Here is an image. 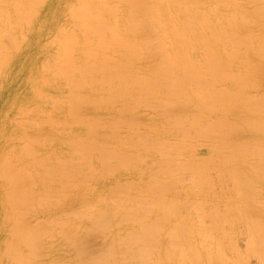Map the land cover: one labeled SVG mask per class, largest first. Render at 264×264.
<instances>
[{
  "label": "rangeland",
  "instance_id": "obj_1",
  "mask_svg": "<svg viewBox=\"0 0 264 264\" xmlns=\"http://www.w3.org/2000/svg\"><path fill=\"white\" fill-rule=\"evenodd\" d=\"M2 1L0 0V6H1L0 11L3 13H6L5 12L6 7H7V9H10V4H9L10 1L6 0V4L1 5V3H3ZM7 1H8V5H7ZM36 1H37L36 6H34L33 9H31V5L29 6V9L33 10L31 15L29 14V12H31V10H29L28 7H26L27 9L25 7H23V8H25L24 9L25 11L27 10L28 14H26L22 10V8L19 10L17 9L20 12L23 11L22 14L19 12L21 16L24 13L26 14L25 16H23V17L20 16L18 18H17L18 13H16V9L12 10V12L15 11L14 12L15 18L13 17L14 22L16 20H17V22L15 23L14 27H12V28L10 27L11 30L8 28L9 26L6 27V26H4V23H1L4 21L3 20L4 17H1V19H0V24H2V26L0 25V27L1 28L4 27L2 29L3 31L2 30H0V31L2 33H5V34H2L0 32L1 33L0 39H1L2 35H4V37L2 36L3 39H6V37H8V35H6V34L9 32V33H11L9 35L12 36L13 40H14L13 41L12 37H10L11 40L7 43V47H6V50L4 53L8 52L10 54V59L8 61L7 66L0 72V264H18L20 262L19 260H21V264L22 263L24 264V262H27L28 260H29L28 264H78L77 262H79V264H81L82 261H84L82 264H95L94 262H96V261L98 262V258H97L98 256L97 255L98 254L101 255L100 254L101 252L99 251L100 247H101L102 252L105 251V248H102L103 243H105L103 245L104 247L109 246V245L115 247V251L113 250L114 248L112 250L109 249L111 246L107 248L109 254H107L108 256L106 255V253H107L106 252L107 250H106L105 255L107 257H104V255H103V257H104V259L102 258L103 264H105V262H106L105 260L108 261V262H106L107 264H115L116 262H114V261H117V257H118V259L120 258L119 260L123 261V259H125V260L129 261L131 259V254H134L133 253L134 250L132 248H134V246H135L136 248H138V249L134 248L135 250L142 251V248H143L142 245H144L143 241L144 240L146 241V236H148L150 234V232L153 231V229H151L148 224L152 223L153 228H156L157 226H154V224L157 225L158 223H154V222L159 221V219H160L159 217L161 215L164 216L162 213L165 210V208L162 210L161 207H167L165 205H168V204L170 205L169 207H173L171 205L172 204L174 205L175 201L176 202L179 201V203L177 204L175 202L176 205H174V207H173L174 209L177 207V205L181 204V206H178L177 210L175 209L177 211V215L175 214L174 209H173L174 212L172 211L176 215V218H173L174 215L170 214L171 211L168 212L169 213L168 215H170L169 218H167V217L166 218L164 217V219L162 218L163 220L168 219V221H166L164 224V223H162L163 221L161 220V225L158 224V228H156L158 230H155V232H154L155 234H157L158 231L163 228V226H166L163 228L165 230L162 231L163 230L162 229L161 230L162 232L159 231V234L162 233L163 235H165V234L167 235V232L170 230L169 232H170V236H171V230L173 228L176 230L175 231L173 229L175 231L174 233L178 232L176 227H178V230H179V233H177V234H181L182 232L179 228H182L183 227L182 224L186 221L187 224H186V222L184 224H186L185 229H186V227H187V229L185 230V233H184L185 236L184 237H189V236L192 237V235L195 236L198 233H200V235H198V237H200V238L195 236L196 237V238L194 237L195 240L193 239V237H192V239L189 237L190 242H193V241L197 242V240H198V242H200V239L203 238V236H201V234L203 235V233H205V232L207 234V231L204 232L205 228L210 229V231L213 230V232H211V233H213L214 235H212V236L215 238L218 237L219 240L218 239L215 240L212 237L215 240L214 241L210 238L211 236L207 237L208 239L204 237L206 240H208V242H210V240H211V241H214V243L210 242V244H208V242L205 240L207 243L204 241L205 243L203 242V244H206L209 246L213 244V246H214L213 250H214L215 244L217 245L219 243L218 241H220L221 242L220 244L222 246H225V247H222L219 245L221 248H223V250L221 248L220 249L222 251H224V253L226 255V259L228 260V263L226 260L227 264H231L230 262L233 263L235 261L234 258H236V255L239 256V258L241 260V264H243L242 260H244V259L247 260L246 262H244V264H262V263H260L261 260L259 261V258L257 257V255L253 254L252 252H251L252 254L250 253V251H252V250L248 249L249 245L247 243H249L251 240V239H249L251 237L250 233H252V235H253L257 231L256 232L257 234H255V236L260 235L261 233L264 234V232H261L264 230V228H262V229L258 228L259 226L264 227V225L262 223H260V222L264 223V214H263L264 213V178H263L264 175H262V173H260V171H262L264 169V167H262V166H264L263 165L264 164V162H263L264 153L262 154V152H264V142H263L264 141V126H263L264 125V121H263L264 119H261L263 122L262 126L261 125L256 126V127L251 126L250 128H248V130L242 129V126H241V127H239L241 130V131H239V135L233 134L231 136L230 134H228L231 137L228 136L227 134L221 135L220 133L222 131H223L222 133H225L226 131L225 132H224V130L220 131V129L215 130V128H219V127H217V124H216V127L214 126L215 127L214 128L213 125H211L209 123V122H211L210 120H215L217 123V120H218L217 118H232V119H234L235 116L233 114H236L238 112V107L241 108L240 112L241 113L243 112V114H244V115L241 114L239 116V119L242 118V120H248L251 118V116L258 114L256 111H254L255 108H253V107L256 104L255 103L256 99L264 95V59L259 57V55L257 54V49L246 50L244 46H241L240 50H241L242 61L239 63L231 62V64H230L231 65V68H230L231 72L236 76V77H233L236 79L235 81H231V79L229 77H227L221 69H216L212 74L205 73L202 76H196L194 79L195 83H198V82L204 83L206 81V77H211V79H212L211 83L215 87L227 88V89L231 90L232 92L237 91V87L239 86V84H238L239 80H241L242 82L248 81L246 86L244 85L246 88V89H244V94L239 95V104L233 105L234 106L233 109H231V110L227 109V112L225 111L226 109H224V111H217L215 113H210V112L206 111V108H204L205 102L203 100H205L207 98V95L199 93L202 95V97H200L199 95H197L195 93L194 94H189V93L188 94H172V93L168 92V90L166 88L159 90V92L161 91V94L160 93H158L157 95L155 94L156 98H158V96L160 97L159 100H161L160 101L161 103L159 104L158 101L154 100L155 97L154 96H153L154 98L152 97L151 92L150 93L144 92L141 94L136 93L133 95L130 94V91H132L133 88L135 87V83L142 81L143 78L153 79V72H152V70H150V67L154 66V65L157 66L156 64H158V61L153 60V61H155V62H153L152 60H149V58H147V59L146 58L145 59L140 58V51L139 50H132L131 48L125 49L123 47V45H124L123 40H118L121 38H117L116 39L117 41L113 42L112 41V37H113L112 33H110L108 30L103 29V33H102L103 40H101L99 38L101 41L98 40L99 34L94 33L93 24L96 23L94 21L97 19V17L100 16L99 18L102 22V27H103V25L106 23V21L103 18L107 19V16H109V18L112 16H115V13L113 11L117 10L118 13L116 14V16L118 17V24L117 25L119 28L116 30V32L121 37L126 36L127 40L130 38L132 40V36H133L134 31H132V30L129 31L128 29H125L123 32V29L127 25V20L129 19L128 18V11H129L128 2L129 1L128 0H108L106 3L110 7V11H108L107 8L105 7V5L101 4L100 0H88L86 2V4H88L90 6L88 13H86L84 17L79 18V19H83L87 22V29H85V33H84L83 29H81L79 27L80 30L77 29L74 32V33L78 34L77 39H80V40L86 39L85 42L87 44L86 45L84 43V41L82 42L83 43L82 44V43H80L81 42L80 40H77L78 45L82 44L81 46H79L80 48H78V49H81L84 47L83 48L84 50L82 49L83 51L78 50V52H79L78 60L80 62H83L82 60H84V59H85V62L90 60V58H91L90 56L87 58L88 55L85 51H88V50L85 49V45L89 49V46H96V43L99 41L98 43H101L103 45H101V48L99 47L98 49H96L97 52H95L96 53L95 56L94 57L92 56L93 58H91V60H90L92 62V65L95 64L96 69H97L96 71H98V72L97 73L94 72V74H92V75L94 76L95 79H97V77H98L97 74H99L100 75L99 77L103 76V77H101V79L104 78L105 81H106V79L113 80V82L111 81V83L112 84L114 83V84L112 85L111 83L108 82V84H109V86H108V84H106L107 81L105 82L104 79H102V80L105 83L103 82L102 84L100 83V82H102V80L100 81L98 79H97V81H100L99 83L98 82L93 83V80H92V83H89L88 81H86L88 79H85L86 84H85V86L82 85L83 87H85V89H81L80 91H78L79 93L75 92V93H78L77 95L76 94L75 95L80 97L79 94L82 93L81 95H83V94L87 95L88 98L90 99L89 100L88 98H86V97L84 98V96L83 97L81 96L83 99L81 98L82 100L79 101V105H80V107L84 108L83 114L86 115V118H88L90 123L92 122L91 123L92 125L97 124L98 126L99 125L103 126L105 124V126L103 128H99L100 126L99 127L97 126L96 129L94 128L95 129L94 131L96 133V134H94V137L96 135V137L94 138L95 141L97 143H99L101 140L102 142H106L108 146H109V143L111 145L115 146L116 142H118L117 147L120 148L119 149L120 152L119 151H118V153L116 152L119 155H117L116 153L112 154V157H111L112 162H111V160L109 161L106 159L107 161L111 162L110 165L112 164L111 165L112 167H110V165H105V163H104L103 164V166L105 165L104 168H102L103 166L100 165L101 164L100 162L102 160L101 161L98 160V158H99L98 156H100V158H101L102 157L101 155H104L105 153L98 155L97 153L100 151V148H99V151L97 153H96V151H94L97 149L94 148L93 151L96 154L94 152H93L94 154H92L91 152L89 153V150H86V152H85L86 155H87V152L89 153V155L92 154L90 156V158H91L90 163L93 164V165L91 164L92 165L91 167L93 169L96 168L97 171L99 169H101L100 170L101 172L103 171V173L100 174L99 171L97 172L96 170H94V173L91 176H89V174L92 171L91 172L86 171V170H89L88 168L90 167V165L87 164L88 162H85L83 160L80 161V164H83L84 167L86 168V169H84V167L81 165L83 171L85 170V172L80 171L81 172L80 173L79 170H82L81 167H76V165L80 166L78 160H81V156H82V155H80L81 150L77 149V148L82 146V144L80 143L81 140L86 139L87 140V141L85 140L86 143H88V141L90 139L92 140L94 132L91 134L92 130H89V131L87 130L89 128L92 129V127H91L89 121L85 118V116L81 121L76 120L74 117L72 118L73 120L70 119L73 116L69 112L70 109L68 111V108H69L68 101L70 100L69 98H71V97L67 94L71 95V91L69 88H71L73 85L70 84L69 79L66 80L67 78L65 79V77H63L64 75L63 76L61 75V77H60L59 72L63 70V68H64L63 65H62L63 67L61 66L62 70L57 69L59 67V64H58V66H56L57 68L51 67L52 65H50L55 58L58 59V55L59 56L63 55L62 59H63V57H65L64 56L65 54H63L64 52L62 53V49L60 50L59 46L61 44V41L62 40L64 41V39L67 36V32H65V26H66L67 22H70V24H72L71 29H73L74 24L77 21L76 13L79 15L81 14L79 9H77L80 0H36ZM198 1H199V3L201 2L200 5H203L204 7L210 6L209 8L213 7V5H215V4H221V5L224 4L222 9L229 10V11L235 9L236 5H238V4L244 5L247 8H249L250 10H252L253 12L254 11L257 12V14L261 18H263V20H264V0H257V1H254V3H253V1L251 2V0H198ZM215 2H217V3H215ZM28 5H29V3H28ZM28 5L26 4L25 6H28ZM98 5L100 7H97ZM18 8H20V7H18ZM219 10H221V9L219 8ZM102 16H103V18H102ZM5 27H6V30L9 29V31H7V32L4 31ZM245 31H246V28H244L242 30V32L244 34H246ZM261 31L264 32V29H259L258 31H252V32H256V34H257V36H256V37H258V39L256 40L257 42L261 41L260 35H259ZM69 33H70V31L68 32V34ZM94 36L97 37V40H98L97 42H95L96 38ZM255 48H257V46H255ZM89 50H92V49H89ZM94 50H95V48L93 47V51ZM58 51H60L59 53H62V54H59ZM202 55H203V50H201L197 55H195V60L203 63L204 61L202 60ZM243 55L244 56L248 55L249 58L246 59L243 57ZM147 60H149V61H147ZM90 61H88L87 63L89 64ZM145 61L149 62V67H148V64H146L147 62H145ZM151 62H152V64H150ZM62 63L65 64L64 61H62ZM66 63H68V62H66ZM185 64H188V63L185 62ZM95 66H94V68H95ZM97 66L99 68H97ZM66 67H68V66H66ZM52 68H54V69H52ZM87 68H89V67H87ZM57 70H59V72ZM66 70L67 71L71 70V68L70 69H69V67H68V69L64 68V71H62V73L65 72ZM54 71H56L57 74L59 73V75L56 74L58 77L55 76ZM93 71H95V69H93ZM93 71H91V72H93ZM52 72H54V75H52L53 74ZM89 72H90V69H89ZM67 74L65 72V75H67ZM95 74H96V76H95ZM256 76H258V77L256 78ZM242 78H244V79H242ZM120 79H125V80H120ZM255 79H257V81H258V85H255V87H254L253 84L257 83V81ZM65 80L68 82V84L66 83ZM119 80H120L121 84H120V86L116 87L115 85L119 82ZM254 80H255V82H253ZM89 81H91V80H89ZM94 81H96V80H94ZM124 81H127L126 85L128 86V90H129V92L127 94L125 92L126 90L123 89V88L127 89V86L124 84L126 87H122V84L124 83ZM252 82H253V84H252ZM83 84H84V81H83ZM94 84L95 85L97 84V86H94ZM248 84H249V86H248ZM110 86H111V88L113 86L112 89H114V87H116V89H114V92L113 91L112 92L113 93L116 92L115 94L117 95V96H115V99H114L115 94L112 95L113 96V101H111L112 104L107 103V105H106V103L104 104V102H101V104L99 103L97 106H95L98 99L100 101H102L101 99L105 100L104 98H107L108 96L113 94V93L109 92L110 90H108L110 88ZM90 87L91 88L94 87L92 89L98 88L97 90H99L100 92L97 90H96V92H94L92 89L90 90ZM120 87L122 88V90H119V89H121ZM63 88H64V92H62ZM73 89H74V87L72 88V93H73V91H76ZM106 90H108L107 93H106ZM118 90L120 92L124 91L123 92V95H124L123 98L120 97V99H119L118 95L120 94V92L118 94L117 93ZM162 91H164L165 93H162ZM84 92H86L87 94ZM108 92L110 93V95H108L109 94ZM88 94H91V95H88ZM105 94H107L108 96H106ZM234 94H230V96L228 98H226L225 101L230 102L229 101L230 97L233 99ZM65 95L69 96V97H66L69 99L68 101L64 97ZM102 95H103V97H101ZM185 98H187V99H185ZM91 99L94 102H95V99L97 100L94 105H93V103H91ZM109 99H111V97H108V100ZM64 100H66V101H64ZM185 100L189 101V103L184 108H178L177 106H179L180 103H182V101H185ZM66 102H67V106H66ZM63 103H65V104H63ZM207 103L211 104V102H207ZM244 104L247 107H249L250 109L248 108L249 109L248 110L247 108H245ZM260 105L262 106V104H260ZM99 106H101L102 108ZM103 106H105V109L103 108ZM198 106L202 107L205 110V112L200 110ZM222 106H226V104L222 103ZM258 106H259V104H258ZM258 108L259 107H257V109ZM262 108H261V110L264 111V109H262ZM120 109L122 110V112ZM220 109H223V108H220ZM118 110H120V111L118 112ZM67 111L72 116H70V114ZM134 112H136V113H134ZM168 112L171 114H175L181 120V121L179 120L180 125L185 124L183 126H180L177 123L180 127L184 128L186 126V128L184 130H183V128H180V127L175 129L176 126L173 127V125L175 123L172 124V122L176 121V120L171 119L172 117H170L168 115ZM46 113L47 114L49 113V114L47 115ZM119 113H120V115H119ZM83 114H82V116H83ZM262 115L264 116V113ZM51 117L53 119H55L57 122L55 120H52ZM90 117H93L94 119L93 118L90 119ZM49 118L51 119V121ZM191 118L197 119L199 124L200 123L202 124L201 127L196 128L195 125L192 126L190 124V122L193 121V120H191ZM66 119H67V121H66ZM69 119L72 121H70ZM74 119L78 122L76 123ZM96 119H98V120H96ZM62 120H65L66 122L69 121L68 123H72V125H67L68 123L67 124L64 123L65 125L64 124L59 125L60 123H62L61 122ZM118 120L120 121V124L117 125L116 122H118ZM49 121L50 122L53 121L56 124L55 123L51 124ZM87 121H88V123L85 125V123ZM100 121H101V123H100ZM215 121H214V125H215ZM58 122H60V123L58 124ZM113 122H115V123H113ZM207 123H208V125H207ZM242 123H244V121ZM101 124H103V125H101ZM112 124L114 125L113 127H112ZM254 124L258 125L256 122ZM66 125H67V127H66ZM178 125H177V127H178ZM209 125L214 128L213 129L214 131H212V128ZM155 126H156V128H154ZM259 127L261 128V130ZM105 128H108V129H105ZM153 128H154V130H153ZM191 128H193V129L191 130ZM208 128H209V131L207 130ZM251 128H254V129H251ZM69 129H71V130H69ZM156 129L157 130L159 129L160 133ZM177 129H179V130H177ZM102 130H104V131L110 130V132L105 131L109 135H107V136L104 135L105 132ZM152 130L154 132L157 131V134L151 132ZM100 131H102V132H100ZM183 131H185V132H183ZM68 132H69V134H68ZM86 132H87L88 136H87ZM98 133H103V134H102V136H100V135L98 136L97 135ZM140 133L141 134L146 133L144 135H148V137L150 138V142L154 141L153 142L154 145L156 143V144H158V146L161 145L162 148H166V145H170V144H168L169 141H170V143L173 142V144L179 143L180 144L179 146H181V149H178L180 147L177 144H175V147L177 146V150L174 151L175 153L173 152V147H174L173 145H172L173 147L170 146V147H172V149H171L172 153L170 152L171 150L168 149L170 147H167V151L170 150L169 153L174 155V154H177L178 150H179V152L181 150L180 155L178 153L177 157L175 156V158H174V156L171 155L172 158L170 157L171 159H169V156H168L169 154L166 156L165 155L166 153L164 154L163 151H162L163 155H162V153L161 154L159 153L161 150H166V149L160 148L161 149L160 151L158 150L159 149L158 147H157L158 149L157 148L151 149L154 146L152 143H151L152 147H150L151 150L150 149L147 150L148 153H147V151H145L146 148L145 149L142 148L141 144L137 143L138 146L139 145H141V146H139L138 148H135L133 144L136 143L137 139L139 138V135L141 136ZM85 134H86V136L84 138ZM155 134L157 135V137ZM78 135L82 139L80 141H77L75 143L76 145H74V143L72 145L70 142L67 144V142L69 140L71 141V139L72 140L75 139V141L78 140V138H79ZM113 137H114V139H112ZM224 137H226L229 140L227 141V139L226 138L224 139ZM163 138L168 140V141L165 140L167 142V144L165 143L166 145L163 144V142H165V141L161 140ZM255 138H256V142H254ZM257 138L259 140H257ZM119 139L121 141L120 143H119ZM246 139H248V141ZM91 140L89 142H92ZM110 140L113 141V144L110 142ZM243 140L246 141L245 144H247V145L243 144L244 143ZM249 141H253L254 143L249 142ZM257 141H259V143H257ZM78 142L81 145H79ZM83 142H84V140H83ZM102 142H101V144H103ZM224 142L230 144V146L225 144L226 145V147H225ZM106 143H104V144L106 145ZM232 143H234L233 144L234 146L232 145ZM77 144L79 147H77ZM101 144H100V146H101ZM70 145L76 147L75 150H73L74 147L71 148ZM83 145H84V143H83ZM89 145H86V146H89ZM92 145H93V143H92ZM111 145H110V148H112ZM240 145H241V147L243 145L245 146V148L243 146L241 149H243V150L245 149L246 152H244L243 150H241V152L243 151L244 154L247 155L246 157L244 156V154H242V153L239 154L240 152L238 153L239 150L237 151V147L239 146L238 149H240ZM257 145L258 146L260 145L263 148L261 149V148H259L260 146L258 147ZM68 146L70 148H68ZM227 146H228V148H231L233 146L232 147L233 151H236V152H234L235 155L231 149L228 150ZM253 146H255V147L253 148ZM97 147H98V145H97ZM256 147L261 149V152H260V150L256 151V149H257ZM91 148L92 147H90V149ZM234 148H236V150H234ZM251 148H252V150H251ZM76 149L79 150L80 153L77 152ZM84 149H85V145H84ZM247 149H249V150H247ZM71 150L76 151L75 154L76 153H79V154L75 155L74 153H71L72 152ZM82 150H83V147H82ZM110 150H112V149H109L106 151L108 152ZM102 151L105 152V150L101 149V152ZM190 151H194L195 152L194 154L197 157L202 155L199 157V159H200L199 162L204 163L206 161L209 163L208 164L206 163V166H204L205 164H202V163L200 164L198 162V165L195 166V162L197 164V160L195 159L196 157H194L193 160H192V158H190V157L194 156L193 154H191ZM83 152H84V150H83ZM111 152L112 151L108 152V154L106 153L105 155H109V153H111ZM149 152H151V153H149ZM70 153L73 154L74 156L71 155ZM221 153L223 154V156H221ZM231 153H233V154H231ZM256 153L257 154L260 153V155L263 158H258L261 156H258ZM84 154H83V156H86ZM208 154H210V155H208ZM228 154L232 155L233 158H232V156H229ZM248 154H249V156H248ZM153 155L155 156V158ZM241 155L244 157L245 160H243V157H241ZM67 156L69 159H71V161H69V163L70 162L71 163L70 164L68 163V165H70V166L63 163V161H64L63 159H67L65 161L68 162L69 159L66 158ZM70 156H71V158H70ZM120 156H122L125 159L124 165H123V162H121V160L119 159ZM165 156L168 157V159H167L168 165L165 164V163H167V162H165V160H166ZM205 156H206V158H205ZM207 156L209 158H210V156L214 157L213 158L214 160L213 159L211 160V158H212L211 157L207 161L206 160ZM159 157H162V158H159ZM203 157L205 159H202ZM223 157H224V159L227 157L228 160H227V158L224 160ZM249 157H250V159H249ZM253 157H254V159H253ZM123 158H121V159H123ZM234 158H236V160H237V161L235 160L236 162L232 161V160H234ZM85 159L87 161V158H85ZM104 159H105V157H103V160ZM159 159L160 160L165 159L164 160L165 163L164 162L161 163ZM218 159H220V160H218ZM60 160H63L62 163L64 164V166H60V163H59ZM72 160H74L73 162H75L76 165H74V164L71 165L73 163ZM76 160L78 161V164H77ZM154 161H155V163H153ZM223 161H226L225 164H221V163H223ZM248 161H250L251 163ZM252 161H253V163H252ZM103 162H105V160ZM190 162H191V165L193 163L194 164L191 166ZM231 162H233V163H231ZM237 162H239V164ZM255 163H256V165H255ZM85 164H87L88 167H86L87 165H85ZM250 164L251 165L254 164V165H252L253 169L249 168V166L251 167ZM120 165L123 166L124 168L121 167L122 169L117 170V169H119ZM158 165L160 166L159 168H157ZM181 165L184 167H181ZM258 165H260L259 167H262L263 169L259 168L260 169V171H259L257 169ZM21 166L23 167V169H25L24 172L26 175L21 172V171H23V169L19 170L20 169L19 167H21ZM57 166H58V169H57ZM66 166H68L69 168L72 167L73 171L75 170V172L78 171V172H76L77 176L79 173L80 174L83 173V175H81V177H80V175H79V177H75L79 184L81 182L80 186H79V184L76 183L77 181L74 180L73 177L76 175L73 176V174L71 173L72 172L71 169L69 170L71 175L67 176V174H65L64 171H67L68 175H69L70 174L68 171L69 168L68 169L66 168V170H64L62 168H61L62 169L61 170L59 168V167H66ZM106 166H109L107 168V170H109V171L102 170V169H105ZM178 166H180L182 170H179ZM199 166L202 167L203 169H200ZM213 166H214V168H213ZM253 166L255 167V169H257V171H255L256 173L254 172L256 176L252 173L255 170ZM186 167L188 170L186 169ZM191 167L193 168L194 171L191 169ZM52 168H54V170L55 169L60 170V173L55 170L56 173H54V174L56 175L58 173L56 175L55 179L53 178L55 175L53 174L54 170ZM204 168L205 169L208 168V169L205 170ZM220 168L222 170H220ZM49 169H51L53 171L50 172V171H48ZM190 169L193 172H195V170H196L195 175L192 174L193 173L192 171H191L192 173L190 172ZM240 169L241 170L243 169V170L241 171ZM18 170L26 176V177H24V179L25 178L26 179L24 182L25 184L21 183V185L18 186V184H17V186H15L17 182L16 183L14 182L15 185H13V183H10V182L12 180L17 179L16 177L18 175L16 173L19 172ZM154 170H156V171L159 170V172H164V173H162V174L159 173L157 175ZM177 170H179V171H177ZM197 170H199V172ZM207 170H209V171H207ZM238 170H240L239 177L236 173V172H238ZM61 171L63 172L64 175L67 176L66 178L71 177L74 180V182L76 181L75 184H77L76 186H78L77 187L78 189L77 188H70V187H74V185L72 184L73 180L69 181V179H68L69 182L67 181V179L65 181H62L64 179L63 178L64 175L62 176ZM175 171H177V173ZM223 171H225V172H223ZM227 171H229V172H227ZM2 172H4V173L2 174ZM46 172H48L50 174H48ZM105 172H108L107 176H103V174ZM207 172H208V174H207ZM21 173H20V175H21ZM85 173H87L86 178L87 177L88 178L93 177V179L90 178L91 179V180L89 179L90 181H88V179H83L84 181L82 182V178H83V176H85L84 175ZM170 173H174V174H172V177L170 176ZM60 174L62 176L61 177L62 179L60 178L62 183L63 182H65V183L71 182L70 185L67 184V185H69V186H67V188H66V184H64L65 188L67 190L71 189V190H69L70 192L68 191L69 193L66 191H63V190H66V189H63V187H62L64 185H62V186L60 185L61 181L58 177ZM96 174L102 175V176H100L101 178L102 177L103 178L105 177V178L101 179L99 176H95ZM106 174H104V175H106ZM175 174L176 175L180 174V176L178 177ZM196 174H198V175H196ZM200 174H201V176H199ZM110 175L112 178L109 177ZM156 175H157V177H156ZM174 175L176 176V178ZM208 175H209V177H208ZM154 176L157 179L159 177L160 178L162 177L166 180V182L164 184L161 182L162 186H160L161 183L159 181L160 184H157V185H159V186H157L156 185L157 180H156V181H154L155 187L151 188V186L153 185L152 178ZM195 176H196V178H195ZM197 176L201 177V178H197ZM20 177L16 181H18V180L21 181ZM22 177H23V175H22ZM96 177L97 178L99 177V179H101V181L99 179H97L95 181ZM166 177H168L169 179L175 178L176 180L179 178L180 180L178 183H176V182H173L174 180L168 181L167 180L168 178H166ZM189 177H190V179H189ZM235 177H237V178H235ZM245 177L248 179H251V181L246 180ZM156 178H153V179H156ZM162 178H161V181H162ZM254 178H256V179H254ZM106 179H108V180H106ZM200 179L202 181H199ZM54 180L59 181V183L55 182ZM191 180H192V182H190ZM195 180H196V182H195ZM205 180L208 181L209 183L206 182ZM240 180L244 183H242ZM19 181H18V183L20 184ZM125 181L127 183H125ZM203 181L206 182L205 185L203 184L204 183ZM21 182H23V180ZM151 182H152V185H150ZM104 183L106 185H104ZM207 183L209 184V186ZM234 183H236L238 185H236ZM249 183H250V186H251V184H253L251 187H249L250 189L248 188V186L246 187V185H248ZM52 184H53V187H52ZM110 184L112 186H110ZM197 184H198V186H197ZM231 184H232V186H231ZM22 185H23L24 189L26 190V192L25 191L22 192L24 190V189H22V190H20L21 191L20 193L21 194L25 193L26 198L22 197L18 193L20 186H21V188H23ZM14 186H15V188L16 187H18V188L14 189ZM59 186H60V188H59ZM81 186H82V188H80ZM85 186L87 188H89V190H87V188ZM156 186H157V188H156ZM190 186L191 187L193 186L192 188H194V189L191 190ZM194 186H197V188ZM160 187H162V188H160ZM230 187H232V189ZM58 188L63 189L62 190L63 193L65 192L64 196L59 195V196H63L65 198V200H61L63 197L59 198L58 194H56L59 191ZM154 188H156V190H158L161 193L160 194L158 192L160 194V195H158L159 197L157 196L158 193L156 190H154ZM158 188H160L161 191ZM234 188H236V189L233 190ZM237 189H239L240 191ZM241 189H244V190H241ZM15 190H17V192ZM107 190H108V195L104 196V194L106 193ZM247 190H249L250 192H248ZM148 191H150V192H148ZM66 193H68L69 195H65ZM25 194H24V196H25ZM79 194H80V196H79ZM243 194L245 196V199L244 198L242 199L243 200V203H242L241 202L242 201L241 196ZM77 195L79 196L78 198H76ZM83 195H84V198H83ZM45 196H47V198L50 199L49 202L47 201V199H43V201L45 200L47 203H44L41 201V199L43 197L45 198ZM237 196H239V197H237ZM251 196H253L254 198ZM102 197L105 198L104 200H106V201H104ZM226 197H228V198L231 197V199L230 198L228 199ZM57 198H59L61 200V202L59 204H56V203H58ZM68 198H69V201L67 203L66 201L68 200ZM72 198L74 199L73 201H71ZM98 198H102L101 201H103V202L99 201L100 202L99 205L96 204L97 207H96V205H94V208L96 207V209L98 211H100L102 209L103 212H105L104 209L106 210V213H107L106 217L107 218L105 217V213H100V214L104 215L103 217H105V218L102 217V220L103 219H105L106 221L109 220L110 223L107 224L108 223L107 222L106 225L107 226L110 225V226H108V227L106 226V227L107 228L111 227V228H109L108 230H106L105 226H104L105 229L102 226V225H105L104 224L105 220H103L104 222L102 220H100L102 215L100 216L98 214L99 212L96 214L95 213L96 209L91 208L92 204L95 201L98 202ZM164 198H166L168 200L164 201L163 200ZM22 199H26L27 204L25 203V201H23L24 203H22ZM79 199H82L84 201L86 199H88L86 201L87 206L89 205L88 203H91L90 204L91 206L88 208H90V210L91 209L95 210L93 215L96 214V215H94V217H96V218L100 217V218H97L96 221L98 220V221H100V223L102 221V223H103L102 225L99 226V224H97L96 221H94V222L90 221V220H95V219L93 218V216L89 217V215H87V214H89L88 212L90 210L87 211L88 208L86 209V207H85L86 205L82 200L80 202L82 204V206L80 204H78ZM92 199H93V201H92ZM158 199L160 200L161 204H163L162 206L160 205L161 207L157 206L159 202H156V201ZM232 199H234V200H232ZM252 199H254L256 201H254V200L252 201ZM162 200L164 201V203L166 202L165 205H164V203H162ZM223 200H225V201H223ZM74 201H76V202H74ZM182 201H184L183 203H185L184 204L185 206H183ZM198 201L201 204H199ZM208 201L210 204L207 203ZM247 201L249 203H247ZM153 202L154 203L156 202L157 205L153 204ZM190 202H193V203L197 202V203L191 204V205H194V206L197 204H199V205L195 206V207L193 206V208H192V206H190ZM13 203H15L14 204L15 207L13 206ZM148 203L150 204V206L152 205L151 207H153V208H151L152 212L149 211L150 214H152L150 216H148L147 214H144V212L146 211L145 210L146 205ZM11 204H12V206H11ZM20 204L21 205L23 204V205L21 206ZM231 204H233V205L238 204V206L236 205L237 207H235V206L232 207L233 205H231ZM187 205H189V206H187ZM229 205H231V206L229 207ZM79 207L81 208L82 213L85 211L84 209H86L87 213H85V214L88 216L89 219L87 218V216L84 213L83 214L85 215V217H83V214L81 212H79L80 211ZM82 207L84 208L83 210H82ZM196 207H198V208H196ZM123 208H125V209L122 210ZM256 208H259V209H256ZM74 209H76V210L79 209L78 212L80 214H82V219L85 220L84 222H83V220L81 221L80 218L79 219L76 218L79 215V213L76 216V212H75L76 210L74 211ZM109 209L112 210L113 213H115V215H116V216H114L115 218H113L112 213H109L111 215L108 214ZM147 209H148V206H147ZM67 210H69V212H70L69 216L67 215L68 213H66ZM71 210H73L75 212V213H73V214H75V215H73V216H75L74 218H72L73 216H72L71 212H73V211H71ZM159 210H161V211H159ZM214 210L216 213L213 212ZM227 210L228 211L230 210V211L228 212ZM211 211L215 214L209 213ZM246 211H248V212H246ZM91 212H92V210H91ZM91 212H90V214H92ZM149 212H147V213H149ZM65 213H66L67 217H64ZM165 214H166V210H165ZM171 215H173V216H171ZM211 215L215 216L216 218H214ZM80 216L81 215H79V217ZM209 216H211V217H209ZM237 216H239V218ZM248 216L250 218H248ZM49 217H50V219H49ZM69 217L71 218V221L69 220L70 219ZM170 217L173 219L171 220ZM246 217H247V219H245ZM19 218H20V221H19ZM65 218H68V219H65ZM179 218L181 219L180 222L182 221L183 223L181 222V224H179V222H176L177 220L179 221ZM218 218L219 219L223 218V219L218 220ZM226 218H227V220L232 218L233 223H232V220H230L231 222L227 221L225 223ZM72 219H73V221H72ZM251 220H253L254 222L258 221L257 223L259 225L257 223H254ZM170 221H172V222H170ZM221 221H223L224 223ZM71 222L74 224V226L72 225ZM77 222H79V223H77ZM91 222L95 223L94 226H96V225L99 226L98 228H101L102 231H100V229L97 228L98 230L96 229V231L92 233V231H93L92 228H94V226L91 227V225H92ZM144 222H145V226H143L144 224L142 225V223H144ZM191 222H193L194 227H193V225L191 226V224H192ZM75 223L78 224L77 228L79 226V228L76 229L77 230L76 232H74L75 231L74 227H76ZM80 223H81V225H80ZM173 223H175V224L178 223L180 225V227L178 224L175 225ZM227 223H229L230 225ZM146 224L148 226H146ZM188 224H190L189 227L191 228V230H192V227L195 228L194 231L192 230L193 234L191 232L192 235L189 233L190 231L188 230L189 229ZM203 224H204V226H203ZM221 224L224 226H222ZM250 224H251V226H250ZM71 225L73 227L72 229L70 227ZM84 225H86V226H84ZM216 225L220 226L222 229L219 227L217 229ZM253 225H255V227ZM141 226L147 227L146 228L147 230L149 227V229H150V230H148L149 232H147V230L144 229L143 227H142L143 230H141L142 229ZM170 226L172 227V229H169ZM214 226H216V227H214ZM21 227L24 228V230L26 229L27 231H29V230L31 231V232L29 231V234H30V236L32 235V237L34 236L33 238L35 240L32 238L33 240H31V241L32 242L34 241L33 244L35 246L31 245L30 239H29L30 245L28 244L29 242L26 243L25 245L23 244L24 242L21 244L22 240H24V239H21V241L19 240L20 238H22V234L17 235L18 232L20 231ZM83 227L84 228L85 227L86 228L91 227L90 228V230H92L91 234L89 233L90 230L86 232L87 229L86 228L83 229ZM213 227H214V229H213ZM102 228L105 231H103ZM248 228L250 229V231ZM67 229L73 230L71 232L72 233L74 232L73 234L77 233V235L72 236L70 234H66V232L68 231ZM81 229H83V230L81 231ZM207 229H205V230H207ZM251 229H255L254 230L255 232L253 233V231H251ZM64 230L66 231V232H64L66 235H68V236L70 235V237H68V239L71 238V240H72L73 237L75 239L78 236V238L75 239L77 241V243L74 239H73V241L75 242V244L71 240L70 241H68L67 239L65 240V238L67 236L64 237L65 234L63 236V233L59 235V233L64 231ZM145 230H146V232H145ZM182 230L184 231V227L182 228ZM15 231H17V232H15ZM141 231L145 232L144 235H146L145 239L143 238L144 235H141L143 240L140 238L141 236H139V237L137 236L138 233L140 234ZM187 231H189L188 232L190 234L189 236H187V233H186ZM196 231L198 233H196ZM227 231L228 232L230 231L231 233L230 232L228 233ZM21 232L23 233V231H21ZM83 232L89 233L88 237H86L87 234L84 235ZM223 232L225 235L223 234ZM247 232H248V234H247ZM258 232H259V234H258ZM24 233H25V231H24ZM36 233L39 234V236L37 238H36V235H37ZM42 233L44 236H41ZM67 233H70V232H67ZM154 233L152 236L158 235V234L155 235ZM194 233H196V234H194ZM226 233H227V236H226ZM162 234L160 235L161 237H162ZM232 234L233 235L235 234V235L233 236ZM24 235H27V234H24ZM127 235H129L128 236V242H126V240H125V237H127ZM172 235H173V231H172ZM30 236L29 237L27 236V237L30 238ZM178 236H180L182 238L177 239L176 241H174L175 240L174 239L173 241L176 242L175 245H173L174 243L170 242L172 240H169V242L166 243L165 238L167 236H165V237L163 236L162 238L159 237L158 242L163 240L162 243L160 242V245L158 244L160 250L156 244L157 241H154V240L151 241L152 242L151 245H153L152 248L156 251V253L154 255L155 256L154 262H153L154 264H155V260L159 259V257L161 258L160 259L161 261L156 260V262L159 261L156 264H159V263L165 264V262H166V264H167V262H170L171 264H177V261H178V264L182 263V260L180 262V260H179L180 257L178 256L179 248L182 247V246H180V244L182 243L183 247L185 245V247L188 249L190 242H189V238H186V239H188L187 240L188 242L186 240H184L185 242L183 243V234H182V236L181 235H178ZM178 236L175 238H180ZM222 236H224V237H222ZM25 237H23V238H25ZM79 237H80V239H79ZM82 237H83V239H82ZM129 237L133 238V239L130 238V243H129ZM149 237H150V235H149ZM40 238H42V239H40ZM84 238H86V240ZM139 238L142 240V243H141V241H139L140 244L138 242V240H140ZM209 238H210V240H209ZM222 238H224V240ZM25 239H27V238H25ZM36 239H38L37 242H36ZM151 239L157 240L154 237H152ZM168 239H171V237ZM231 239H233L234 242H232ZM255 239H256V237H255ZM78 240H80V241H78ZM82 240H85L84 242L86 243V249L88 248L87 252H89V254L86 252V249H85V252H83L84 249H83V251H81L82 247L79 248L78 245ZM131 240L132 241L134 240L133 243H131L132 242ZM180 240L182 241L181 243H179ZM191 240H193V241H191ZM226 240H228V241H226ZM248 240H249V242H248ZM24 241L27 242V240H24ZM124 241H125V243H124ZM135 241H137V243ZM216 241L218 243H216ZM17 242L19 244L18 248L21 249V252H20L21 254H22V252L24 253V252H28V251L30 252L31 251L30 253H32L34 251V253L36 255L35 254H32V255H34L35 257L30 256V257H32V259H31L32 262L30 261V257H28L29 259L25 258L27 253H26V255H24V254L21 255L19 253V251L16 250V249H18L16 247ZM35 242H36V244L38 242L39 243L36 245ZM66 242H68V243H66ZM82 242H81L80 246H82V245L85 246ZM134 242H135V245H134ZM149 242H150V240H149ZM108 243H110V244H108ZM126 243L127 244L129 243L128 244L129 246L133 244L132 248L131 247L129 248V250L131 249L130 251L127 250L128 248L126 246H128V245ZM144 243H145L144 246H146L148 242H144ZM170 243L172 245H170ZM177 243L180 246L179 248H178ZM230 243H235L233 245L234 248L236 245L235 250H239V251L241 250V251L238 252V254L232 252L234 250L232 248H230ZM18 244H17V246H18ZM137 244L139 245V247L141 249L138 247ZM165 244H166V246H165ZM176 244H177V247H174V248H177V249H175V253H174V250H172L174 248H169V247L176 246ZM237 244H238V246H237ZM249 244L251 245V242ZM6 245H8L9 247ZM151 245H150V247H149V245H147L146 250L149 247L150 251H152ZM14 246L16 247L15 251L19 254H17V253L13 254L12 253V252H14L13 251ZM28 246H29V248H28ZM160 246H162V247H160ZM203 246H205V245H203ZM32 247L36 250H32L33 249ZM183 247H182V249L185 250L186 248H183ZM210 247H209V249H212ZM216 247L218 248V246H216ZM5 248H7V249H5ZM10 248H11V250H9ZM124 248L128 251V253L126 252V250H124ZM165 248H167L168 251H169V249H171L173 251V253H174L173 255H175V257L172 256L171 252H170L171 253L170 254L167 251L171 255L170 259L172 258V260H168L169 258L167 259L168 261L164 260L165 258L170 256L168 253H167L168 255L164 254V251L166 250ZM121 249H122V251L124 250L126 252V253H124L125 256L120 251ZM149 249L147 252H149ZM182 249H180V250H182ZM205 249L206 248H204V250L201 249V254L204 251L203 254L201 255L203 258V259L201 258V261L204 262V264H208L207 263L208 260H206L207 257L205 259V256L208 255L209 252L207 253ZM246 249H247V251L249 250V252H246ZM8 250H9V252H8ZM79 250L81 253H85V254L78 253ZM144 250H145V248L143 249V251ZM188 251L189 250H187L186 252H188ZM207 251H208V249H207ZM147 252H145V253L144 252L143 253H141V252L137 253L136 252L137 254L135 253L133 256L138 257V254H139V256L140 255L143 256V254L145 255ZM186 252H185V254L188 255V257H189L190 254H188V253H191L192 251L188 252V253H186ZM119 253H120V255L121 254L122 255L121 256L117 255ZM151 253H153V251ZM151 253H150V256L152 259L154 253L153 254H151ZM157 253H158L159 257H158V255H156ZM165 253H166V251H165ZM215 253L213 252V255ZM233 253L235 255H233ZM9 254H11V255L9 256ZM15 254L19 255V257L21 255L23 258H25L24 261H23V259H19V257L17 255L15 257L18 258L19 260L16 259L15 257H13ZM126 254H129L128 258L126 256ZM211 254L209 253V255H211ZM135 255H137V256H135ZM147 255H149V254L147 253ZM147 255H145V258L148 259V262H149L150 258H149V256L146 257ZM166 255H167V257H166ZM215 255L217 256V253ZM228 255H229V257H228ZM248 255H250V256H248ZM191 256H192V254L190 255V257ZM12 257H13V259L18 260V263L15 260H13ZM129 257H130V259H129ZM232 257L234 260L232 259ZM242 257H243V259H242ZM246 257H248V259H246ZM81 258H83L85 260L88 259V261H85L83 259L81 260ZM99 258H101V257H99ZM114 258H116V260ZM142 258H144V256ZM191 258H192L191 262L195 264L197 262L196 259L193 262L194 258L193 257H191ZM132 259H133V257H132ZM139 259H141V256H140V258L138 257V258H134L133 260H131V261H133L132 263H130L131 262L130 261V262L125 263V264H129V263L130 264H139L140 262H141L140 264H143L144 260L140 261ZM146 259H145V262H146ZM187 259L189 260L190 258H187ZM173 260H175L176 262ZM188 260H187V262H188ZM33 261H34V263H33ZM112 261H113V263H112ZM120 263H121L120 261L119 262L117 261V264H120ZM123 263H121V264H123ZM170 263H168V264H170ZM192 263H190V264H192ZM25 264H27V263H25ZM146 264H148V263H146ZM149 264H152V261L149 262ZM182 264H185V263L183 262ZM188 264H189V262H188Z\"/></svg>",
  "mask_w": 264,
  "mask_h": 264
},
{
  "label": "bare ground",
  "instance_id": "obj_2",
  "mask_svg": "<svg viewBox=\"0 0 264 264\" xmlns=\"http://www.w3.org/2000/svg\"><path fill=\"white\" fill-rule=\"evenodd\" d=\"M2 1V0H1ZM8 1H10L9 2V4H10V9H7V7H6V10H5V12L6 13H3V12H1L0 11V19H1V17H4V21L3 22H1V23H4V26H9L8 28L11 30V28L12 27H14L15 26V23L17 22V18L18 17H20L21 15H20V13L22 14V12L24 11L26 14H28L27 13V10L25 11L24 9L26 8V7H28V9H29V6L31 5V9H33L34 8V6H36V0H8ZM8 1H7V5H8ZM88 0H80V2H79V4H78V7H77V9H79V11H80V15L79 14H77L76 13V19H77V21L75 22V24H74V27H73V29H71L72 28V24H70V22H67V24H66V26H65V32H67V36H66V38L64 39V41L62 40L61 41V44H60V50L62 49V53L63 54H65L64 56L65 57H63V59H62V56H59L58 55V59H54L53 60V62L50 64V65H52L51 67H54V68H57L56 66H58V64H59V67L57 68V69H59V70H62V68H61V66L63 65L64 66V68H66V69H68V67H69V69L71 68V70H66L65 72H66V74L67 75H65V72H63L62 73V71H64V68H63V70L62 71H60L59 72V70H57L59 73H60V77H61V75L63 76V77H65V79L66 80H70V84H72L73 86L71 87V88H69L70 89V91H71V95L70 94H67V95H69L71 98H66V97H69V96H64L65 98H66V100L68 101V106H69V108H68V111H69V109H70V113L73 115H71L68 111V113L70 114V116H72L70 119H72L73 117L76 119V120H82L83 118H84V116H85V118H86V115L85 114H83V109L84 108H82V107H80V105H79V101L80 100H82L83 98V96H84V98L86 97V98H88V96L87 95H81V94H79L80 95V97L79 96H76L79 92L78 91H80L81 89H85V87H83L82 85H84L85 86V84H86V81H88L89 83H92V80H93V83L94 82H100L102 79H104V78H102L101 79V77H103V76H101V77H99L100 75L99 74H97L98 75V77H97V79L98 80H100V81H97V79H95L94 78V76L92 75V74H94V72H98V71H96L97 69H96V66H95V64H93L92 65V62L90 61L91 60V58H93L94 56H95V52H97L96 51V49H98L99 47L101 48V45H103V44H101V43H98L99 41L98 40H103V35H102V33H103V29L104 30H108L110 33H112V41L113 42H116L117 40V38H121V39H118V40H123V47L126 49H128V48H131L132 50H139L140 51V58H149V60H156V61H158V64H156L157 66H151L150 67V70H152V72H153V79H146V78H143V80L142 81H140V82H138V83H135V87L133 88V90L132 91H130V94L131 95H133V94H136V93H139V94H141V93H144V92H148V93H150L151 92V94H152V97L154 98V100L155 101H158L159 102V104L161 103L160 101L161 100H159V96H158V98H156V95L158 94V93H160L161 94V91L159 92V90H161V89H163V88H166L167 90H168V92H170V93H172V94H197V95H199L200 97H202V95L201 94H205V95H207V98L205 99V100H203L204 102H205V105H204V108H206V111H208V112H210V113H215V112H217V111H224V109H226L225 111L227 112V109L228 110H231V109H233L234 108V106L233 105H238L239 104V95H242V94H244V89H246L245 88V86H246V84H247V82L248 81H244V82H242L241 80H239L238 81V84H239V86L237 87V91L236 92H232L231 90H229V89H227V88H219V87H215L212 83H211V81H212V79H211V77H206V81L204 82V83H195L194 82V79H195V77L196 76H202L203 74H205V73H210V74H212L216 69H221L222 71H223V73L227 76V77H229L230 79H231V81H235L236 79L235 78H233V77H236L232 72H231V62H236V63H239V62H241L242 61V58H241V50H240V48H241V46H244L245 47V49L246 50H253V49H257V54L259 55V57H261V58H263L264 59V32L263 31H261L260 32V42H257L256 40L258 39V37H256L257 36V34H256V32H252V31H258L259 29H264V20H263V18H261L258 14H257V12H253L252 10H250L249 8H247L246 6H244V5H236V8L235 9H233V10H231V11H229V10H224V9H222V7L224 6V4L223 5H221V4H215V5H213V7H211V8H209V7H204L203 5H200V3H199V1L198 0H128L129 2H128V6H129V11H128V20H127V25L125 26V28L123 29V32H124V30L125 29H128L129 31L130 30H132V31H134V33H133V36H132V40H131V38L130 39H128L127 40V38H126V36H120L119 34H117V32H116V30L119 28L118 27V17L116 16V14L118 13L117 12V10H114L113 12L115 13V16H112V17H110L109 18V16H107V19L106 18H103V16H102V18L106 21V23L103 25V27H102V22H101V20H100V16H98L97 17V19L94 21V22H96V23H94L93 24V27H94V33L95 34H99V37H98V40H97V37H95L96 38V41L95 42H97L96 43V46H89V49H92V50H89L88 48H87V44H86V42H85V40L86 39H84V40H80V39H77V35L78 34H76V33H74L75 32V30H80V28L81 29H83V32L85 33V29H87V22L85 21V20H83V19H79L80 17L82 18V17H84L85 16V14L86 13H88V11H89V9H90V6L88 5V4H86V2H87ZM107 1L108 0H100V2H101V4L102 5H105V7L107 8V10L108 11H110V7H109V5L108 4H106L107 3ZM253 1V3H254V1H257V0H251V2ZM3 3H1V5H3V4H6V0H3L2 1ZM5 2V3H4ZM218 2V1H217ZM217 2H215V3H217ZM28 3H29V5H28ZM28 5V6H25V5ZM117 6V5H116ZM9 7V6H8ZM18 7H20V8H18ZM23 7H25V8H23ZM97 7H100L99 5L97 6ZM22 8V12H20V11H18L19 9H21ZM117 8V7H116ZM219 8L221 9V10H219ZM14 9H16V13H18L17 14V18L15 19L16 21L14 22V18H15V11L14 12H12V10H14ZM18 9V10H17ZM27 9V8H26ZM31 9H29V10H31ZM0 10H1V6H0ZM223 10V11H222ZM18 11V12H17ZM20 12V13H19ZM33 12V10H31V12H29V14L31 15V13ZM23 14L21 17H23V16H25L26 14ZM14 17V18H13ZM6 23V24H5ZM1 26H2V24H0ZM6 27H5V29H4V31H9V29H7L6 30ZM11 27V28H10ZM80 27V28H79ZM4 28V27H3ZM3 28H1L0 27V30H2ZM244 28H246V31H245V33L246 34H244L243 32H242V30L244 29ZM111 30V31H110ZM114 30V31H113ZM3 31V30H2ZM70 31V33L68 34V32ZM1 32V31H0ZM2 33V32H1ZM1 33H0V35H1ZM2 34H5V33H2ZM9 34H11V33H7L6 35H8V37H6V39H3V37H4V35H2L1 36V39H0V72L7 66V64H8V61H9V59H10V54L8 53V52H6V53H4L5 52V50H6V47H7V43L11 40V38L10 37H12V36H10ZM5 35V36H6ZM100 38V39H99ZM115 38V39H114ZM115 41H114V40ZM12 40H13V37H12ZM77 40H80L81 42L80 43H82L83 41H84V43L86 44L85 45V49L86 50H88V51H85L86 53H87V58L90 56L91 58H90V60H88V61H90V63L88 64L87 62L88 61H86L85 62V59L84 60H82L83 62H80L79 60H78V54H79V52H78V50L80 51H83L84 49V47L83 48H81V49H78V48H80L79 46H81V45H78L77 44ZM95 40V39H94ZM100 40V41H101ZM14 41V40H13ZM79 43V42H78ZM79 43V44H80ZM94 45V44H93ZM255 46H257V48H255ZM93 47L95 48V50L93 51ZM83 49V50H82ZM201 50H203V55H202V60L204 61L203 63H201V62H198V61H196L195 60V55H197ZM90 51V52H89ZM60 51H58V53H59ZM62 53H59V54H62ZM81 53V52H80ZM90 54V55H89ZM94 54V55H93ZM2 56V57H1ZM93 56V57H92ZM61 57V58H60ZM243 57L244 58H249V56L248 55H246V56H244L243 55ZM86 58V59H87ZM143 59V60H144ZM149 60H147V61H149ZM62 61H64L65 62V64H63L62 63ZM147 61H145V62H147ZM60 62V63H59ZM66 62H68V63H66ZM153 62H155V61H153ZM185 62H187L188 64H185ZM62 63V64H61ZM94 63V62H93ZM67 64V65H66ZM85 64V65H84ZM88 64V65H87ZM146 64H148V67H149V62H147ZM150 64H152V62L150 63ZM68 66V67H66V66ZM62 66V67H63ZM89 67V68H87V67ZM94 66H95V68H94ZM110 66V65H109ZM147 66V65H146ZM50 67V66H49ZM54 68H52V69H54ZM87 68V69H86ZM97 68H99L98 66H97ZM50 69V68H49ZM89 69H90V72L91 71H93V69H95V71H93V72H89ZM92 69V70H91ZM55 72V76H57V75H59V73L57 74L56 73V71H54ZM54 72H52L53 74L52 75H54ZM70 73V74H69ZM57 74V75H56ZM69 75V76H68ZM67 76V77H66ZM95 76H96V74H95ZM58 77V76H57ZM258 76H256V78H257ZM54 78V77H53ZM49 79V78H48ZM64 79V78H63ZM85 79H88V80H86L85 81ZM242 79H244V78H242ZM246 79V78H245ZM50 80V79H49ZM62 80V79H61ZM65 80V81H66ZM89 80H91V81H89ZM94 80H96V81H94ZM120 80H125V79H120ZM120 80H119V82L115 85L116 87L117 86H120V84H121V82H120ZM256 81H257V79H255ZM255 80L253 81V82H255ZM47 81V80H46ZM83 81H84V84H83ZM104 81H105V79H104ZM103 80H102V82H100L101 84L104 82ZM107 81V82H106ZM106 84H108V82L109 83H111V81L113 82V80H109V79H106ZM49 82V81H48ZM104 82V83H105ZM123 82V81H122ZM253 82H252V84H253ZM66 83L68 84V82L66 81ZM59 84V83H58ZM66 84V85H67ZM112 84V83H111ZM114 84V83H113ZM112 84V85H113ZM127 84V81H124V83L122 84V87H126L125 85ZM64 85V84H63ZM100 85V84H99ZM245 85V86H244ZM254 85V87H255V85H258V81H257V83H255V84H253ZM94 86H97V84L95 85L94 84ZM108 86H109V84H108ZM248 86H249V84H248ZM64 87V86H63ZM69 87V86H68ZM74 87V89L73 90H76V91H73V93H72V88ZM116 87H114V89H116ZM253 87V88H254ZM92 88H94V87H92ZM91 87H90V90L92 89ZM110 88H111V86H110ZM108 89V90H110L109 92L110 93H113L114 92V89H112L113 88V86H112V88L111 89ZM121 88V87H120ZM98 88H96V89H92L94 92H96V90H97ZM124 90H126L125 92H126V94L129 92V90H128V86H127V89L126 88H123ZM63 91L62 92H64V88L62 89ZM88 90V89H87ZM86 90V91H87ZM108 90H106V93H107V91ZM119 90H122V88L121 89H119ZM117 91V93L119 94V92L120 91ZM128 90V91H127ZM92 91V92H93ZM97 91H99V90H97ZM113 91V92H112ZM75 92H78V93H75ZM91 92V93H92ZM100 92V91H99ZM98 92V93H99ZM108 92V93H109ZM123 92L124 91H122V92H120V94L118 95V97H119V99H120V97H124V95H123ZM84 93H86V92H84ZM110 93L108 94V95H110ZM116 93V92H115ZM115 93H113V94H111L110 96H108L107 94H105L106 96H108V97H111V99H109L108 100V97L107 98H104L105 100H103V99H101L102 101H100L99 99H98V101L95 99V102L91 99V103H93V105L96 103V101H97V103L95 104V106H97L99 103L101 104V102H104V104L106 103V105H107V103H110V104H112L111 103V101H113V96L112 95H114ZM162 93H165L164 91H162ZM199 93H201V94H199ZM235 93V94H234ZM76 94V95H75ZM87 94V93H86ZM125 94V93H124ZM156 94V95H155ZM230 94H234V97H233V99L230 97V102H226L225 100H226V98H228L229 96H230ZM88 95H91V94H88ZM82 96V97H81ZM98 96V95H97ZM115 96H117L116 94L114 95V99H115ZM99 97V96H98ZM101 97H103V95L101 96ZM117 97V98H118ZM80 98V99H79ZM82 98V99H81ZM92 98V97H91ZM152 98V99H153ZM264 95L263 96H261V97H259V98H257L256 99V104H255V106L253 107V108H255V110L254 111H256L258 114L257 115H254V116H251V118L250 119H248V120H242V118H240L239 119V116L242 114V115H244L243 114V112L241 113L240 112V110H241V108L240 107H238V112L236 113V114H233L234 116H235V118L234 119H232V118H217L218 120H217V123H216V121L215 120H210L211 122H209L211 125H213V127L215 126L216 127V124H217V127H219V128H215V130H219L220 129V131H222V130H224V132L225 133H220L221 135L222 134H230L231 136L234 134V135H239V131H241L240 130V128L239 127H241L242 126V129H247L248 130V128H250L251 126H253V127H256V126H262L263 125V122H262V120L261 119H264V116L262 115L263 113H264V111L263 110H261V108L262 109H264ZM89 99V98H88ZM94 99V98H93ZM107 99V100H106ZM151 99V100H152ZM185 99H187V98H185ZM66 100H64V101H66ZM90 100V99H89ZM115 101V100H114ZM207 102H211V104H208ZM189 103V101H187V100H185V101H182V103H180V105L179 106H177L178 108H184L187 104ZM222 103H225L226 104V106H222ZM61 104V103H60ZM63 104H65V103H63ZM103 104V103H102ZM258 104H259V106H258ZM260 104H262V106L260 105ZM66 106H67V102H66ZM102 106V105H101ZM101 106H99V107H101ZM244 106H245V108H249V107H247L245 104H244ZM158 107V106H157ZM199 107V109L200 110H202V111H204L205 112V110L202 108V107H200V106H198ZM257 107H259L258 109H257ZM102 108V107H101ZM103 108L105 109V106H103ZM220 108H223V109H220ZM243 108V107H242ZM252 108V109H253ZM250 109V108H249ZM248 109V110H249ZM121 110V109H120ZM120 110H118V112L120 111ZM136 110V109H135ZM260 111V112H259ZM121 112H122V110H121ZM262 112V113H261ZM134 113H136V112H134ZM166 113V112H165ZM164 113V114H165ZM261 113V114H260ZM47 114V113H46ZM49 114V113H48ZM47 114V115H48ZM82 114H83V116H82ZM171 113H169L168 112V115L170 116V117H172L171 119H173V120H176V121H173L172 122V124H174L173 125V127L174 126H176L175 127V129L176 128H179L180 126H183V125H185V124H182V125H180L179 123H180V119L175 115V114H171ZM119 115H120V113H119ZM247 115V114H246ZM262 115V116H261ZM50 116V115H49ZM68 116V115H67ZM89 117V116H88ZM94 117V116H93ZM93 117H90V119L91 118H93ZM262 117V118H261ZM48 118V117H47ZM52 118V117H51ZM249 118V117H248ZM50 119V118H49ZM69 119V120H70ZM74 119V120H75ZM87 120H88V118H86ZM94 119V118H93ZM48 120V119H47ZM52 120H55V119H53L52 118ZM73 120V119H72ZM72 120H70V121H72ZM75 120V122L77 123L78 121H76ZM96 120H98V119H96ZM179 122H178V121ZM191 120H193V121H191L190 122V124L193 126V125H195V127L197 128V127H201V123L199 124V122H198V120L197 119H194V118H191ZM50 121H51V119H50ZM49 121V122H50ZM56 121V120H55ZM66 121H67V119H66ZM65 120H62L61 122L62 123H60V122H58V124L59 125H61V124H67L68 122H66ZM89 121V120H88ZM88 121L85 123V125L88 123ZM117 121V120H116ZM214 121H215V125H214ZM219 121V122H218ZM244 121V123H242ZM258 124V125H256V124H254L255 122ZM264 121V120H263ZM57 122V121H56ZM254 122V123H253ZM51 124H53V123H55V122H50ZM89 123H90V121H89ZM92 123V122H91ZM90 123V125H91V127H92V129L91 128H89V129H87L88 131L89 130H92L91 131V134L93 133V139L91 140L92 142H89L88 141V143H86L85 142V140L86 139H83L84 140V142H83V140H81L82 138H80V136H79V138H78V140H76L75 141V139H71V141L69 140L68 142H67V144L70 142L72 145H73V143H74V145H76L75 143L77 142V141H80V143L82 144V146H78V144L79 145H81L79 142H78V144H77V147H79V148H77V149H80L81 151V153L79 152V150H77V152H79L80 153V155H82L81 156V160H78L79 161V164H80V161H85V162H88L87 164L88 165H90V167L88 168L89 170H86V171H92L90 174H89V176H91L93 173H94V170H96V168H92L91 166L93 165L92 163H90V161H91V158H90V156L92 155V154H94L95 152L94 151H96V153L99 151V148H100V151L97 153L98 155H100V154H108V152H110V151H112L111 153H109V155H101L102 157V159L100 158V156H98L99 158H98V160H102L100 163V165L101 166H103V164L105 163V165H110V163L112 162V159H111V157H112V154L113 153H118V151H119V149L120 148H118L117 147V143L118 142H116V145L115 146H113V145H111L110 143H109V146L107 145V143L106 142H102L101 140H100V142L99 143H97L96 141H95V137H96V135H95V137H94V134H96L95 133V129H96V127L98 126L97 124L96 125H92ZM100 123H101V121H100ZM113 123H115V122H113ZM117 123V125L118 124H120V121L118 120V122H116ZM180 125H178V124ZM56 124V123H55ZM54 124V125H55ZM57 124V125H58ZM64 124V125H65ZM178 125V127H177V125ZM67 125H72V123H68ZM67 125H66V127H67ZM84 125V124H83ZM101 125H103V124H101ZM200 125V126H199ZM207 125H208V123H207ZM89 126V125H88ZM94 126V127H93ZM100 126V125H99ZM98 126V127H99ZM105 126V124L103 125V126H100L99 128H103ZM114 125L112 124V127H113ZM210 126V125H209ZM208 126V127H209ZM264 126V125H263ZM158 127V126H157ZM166 127V126H165ZM211 128H212V131H214L213 129V127L212 126H210ZM70 128V127H69ZM95 128V129H94ZM154 128H156V126L154 127ZM154 128H153V130H154ZM180 128H183V127H180ZM186 128V126L183 128V130ZM260 128V127H259ZM81 129V128H80ZM86 129V128H85ZM105 129H108V128H105ZM193 128H191V130H192ZM251 129H254V128H251ZM69 130H71V129H69ZM100 130V129H99ZM151 131V132H153V133H156L157 134V131L159 132L160 130L158 129H156L157 131L156 132H154V131ZM177 130H179V129H177ZM208 131H209V128L207 129ZM260 130H261V128H260ZM67 131V130H66ZM86 131V130H85ZM102 131H104V130H102ZM102 131H100V132H102ZM105 131H107V132H110V130L108 131V130H105ZM104 131V132H105ZM172 131V130H171ZM182 131V130H181ZM243 131V130H242ZM183 132H185V131H183ZM250 132V131H249ZM262 132V131H261ZM90 133V132H89ZM160 133V132H159ZM241 133V132H240ZM246 133V132H245ZM68 134H69V132H68ZM86 134H87V132H86ZM86 134L84 135V138H85V136H86ZM102 134L103 133H98L97 135L99 136H102ZM112 134V133H111ZM141 134V133H140ZM144 134H146V133H143V134H141V136L139 135V138L137 139V141H136V143L135 144H133L134 145V147L135 148H138L139 146H141L142 145V148H146L145 149V151H147V150H149L150 149V147H152V145H151V143L153 144V142L154 141H152V142H150V138L148 137V135H144ZM155 134V135H156ZM164 134V133H163ZM262 134V133H261ZM104 135H109V134H107L106 132L104 133ZM113 135V134H112ZM143 135V136H142ZM161 135V134H160ZM224 135V136H225ZM230 135H228V136H230ZM69 136V135H68ZM82 136V135H81ZM87 136H88V134H87ZM97 136V137H98ZM111 136V135H110ZM153 136V135H152ZM230 136V137H231ZM77 137V136H76ZM112 137V136H111ZM156 137H157V135H156ZM73 138V137H72ZM88 138V137H87ZM103 138V137H102ZM119 138V137H118ZM162 138V137H161ZM226 137H224V139H225ZM240 138V137H239ZM97 139V138H96ZM112 139H114V137L112 138ZM227 139V138H226ZM162 141L164 140H166V139H161ZM229 139H227V141H228ZM240 140V139H239ZM242 140V139H241ZM245 140V139H244ZM243 140V141H244ZM247 141H248V139H246ZM255 140V141H254ZM253 141L254 142H256V138L254 139ZM257 140H259L258 138H257ZM261 140V139H260ZM87 141V140H86ZM118 141V140H117ZM166 141H168V140H166ZM163 142V144L164 145H166L167 144V142ZM242 141V142H243ZM253 141H249V142H253ZM263 141V140H262ZM101 142L103 143V144H101ZM110 142L113 144V141L112 140H110ZM121 141H120V139H119V143H120ZM245 142L246 141H244V143L243 144H245ZM253 142V143H254ZM261 142V141H260ZM264 142V141H263ZM262 142V143H263ZM83 143H84V145H85V149H84V145H83ZM86 143V144H85ZM92 143H93V145H92ZM104 143H106V145L104 144ZM141 144V145H139L138 146V144ZM166 143V144H165ZM223 143V142H222ZM248 143V142H247ZM257 143H259V141H257ZM90 144V145H89ZM100 144H101V146H100ZM168 144H170V145H166V148H162L161 147V145L160 146H158V144H156L155 143V145L151 148V149H153V148H157L159 151L161 150V149H166V150H161L159 153L161 154L162 153V151H163V153L167 156L168 154V156H169V159H171L172 158V156H174V158H175V156L177 157V154L179 153V155H180V152H181V150H180V152H179V150H178V152H177V154H174L175 152V150H177V146L175 147V144H177L178 146L180 145L179 143H174L173 144V142L172 143H170V141H169V143ZM225 144H227L228 146H230V144H228V143H225L224 142V146L226 147V145ZM234 143H232V145H233ZM242 144V143H241ZM86 145H89V146H86ZM95 145V146H94ZM97 145H98V147H97ZM110 145H111V147L112 148H110ZM137 145V146H136ZM157 145V146H156ZM174 147H173V146ZM223 145V144H222ZM245 145H247V144H245ZM249 145V144H248ZM71 146V145H70ZM144 146V147H143ZM149 146V147H148ZM156 146V147H155ZM170 146H172L173 147V154L174 155H172L171 153H172V147H170ZM228 146H227V148H228ZM234 146V145H233ZM232 146V147H233ZM244 146V145H243ZM242 146V147H243ZM258 146V145H257ZM260 146V145H259ZM258 146V147H259ZM74 146H71V148H73ZM82 147H83V150H84V152H83V150H82ZM90 147H92L91 149H90ZM109 149H112V150H110V151H106V150H109ZM122 147V146H121ZM167 147H170V148H168V149H170L169 151L171 152V153H169V151H167ZM180 148H178V149H181V146H179ZM232 147L231 148H228V150H232L233 151V149H232ZM237 147V146H236ZM241 147V145H240V149H238L239 148V146L237 147V151H238V153L239 154H244V152H246V150L244 149H241L242 148ZM251 147V146H250ZM255 146H253V148H254ZM258 147H256L257 149H256V151L257 150H260V152H261V149L263 148V147H259V148H261V149H259ZM68 148H70L69 146H68ZM75 148L76 147H74L73 148V150H75ZM94 148L95 149H97V150H94ZM105 148V149H104ZM107 148V149H106ZM148 148V149H147ZM161 148V149H160ZM176 148V149H175ZM244 148H245V146H244ZM101 149L102 150H105V152L104 151H102L101 152ZM114 149V150H113ZM150 149V150H151ZM86 150H89V153L91 152L92 154L91 155H89V153L87 152V155H86ZM94 150V151H93ZM122 150V149H121ZM224 150V149H223ZM226 150V149H225ZM234 150H236V148H234ZM241 150H243L242 152H241ZM247 150H249V149H247ZM251 150H252V148H251ZM72 151V150H71ZM216 151V150H215ZM220 151V150H219ZM222 151V150H221ZM75 152L76 151H72L71 153H74L75 154ZM94 152V153H93ZM120 152V151H119ZM191 152V154H193L194 156L193 157H190V158H192V160H193V158L194 157H196L195 159L197 160V164H196V162H195V166L196 165H198V162L200 161V159H199V157L200 156H202V155H200V156H196L194 153V151H190ZM193 152V153H192ZM217 152V151H216ZM234 152H236V151H233V153ZM259 152V151H258ZM70 153V154H71ZM79 153H76V154H79ZM85 153V154H84ZM95 153V154H96ZM116 153V154H117ZM122 153V152H121ZM147 153H148V151H147ZM149 153H151V152H149ZM163 153H162V155H163ZM197 153V152H196ZM215 153V152H214ZM233 153H231V154H233ZM249 153V152H248ZM251 153V152H250ZM264 152H262V154H263ZM75 154V155H76ZM83 154L84 155H86V156H83ZM238 154V155H239ZM257 154V153H256ZM71 155H73V154H71ZM111 155V156H110ZM117 155H119V154H117ZM172 155V156H171ZM198 155V154H197ZM208 155H210V154H208ZM218 155V154H217ZM229 156H232V155H230V154H228ZM234 155H235V153H234ZM237 155V156H238ZM251 155V154H250ZM253 155V154H252ZM255 155V154H254ZM258 156H261L260 155V153L259 154H257ZM74 156V155H73ZM89 156V157H88ZM154 156V155H153ZM165 156V158H166V160H165V162H167V163H165L164 162V160L163 159H159L160 160V162L161 163H165V164H167L168 165V157H166ZM221 156H223V154L221 153ZM244 156L246 157L247 155H245L244 154ZM248 156H249V154H248ZM256 156V155H255ZM103 157H105V162H103L104 160H103ZM164 157V156H163ZM171 157V158H170ZM212 156H210V158H211ZM241 157H243L242 155H241ZM65 158V157H64ZM66 158H68V156L66 157ZM70 158H71V156H70ZM85 158H87V161H86V159ZM121 158H123L122 156H120L119 157V159L121 160V162H123V165H124V162H125V159L123 158V159H121ZM154 158H155V156H154ZM159 158H162V157H159ZM205 158H206V156H205ZM204 157L202 158V159H205ZM208 156H207V161H208V159H210ZM214 157H212L211 158V160L213 159ZM222 158V157H221ZM227 158V157H226ZM225 158V159H226ZM232 158H233V156H232ZM258 158H263L262 156L261 157H258ZM69 159V158H68ZM85 159V160H84ZM111 160V162H109V161H107V160ZM201 159V160H202ZM223 159H224V157H223ZM224 159V160H225ZM231 159V158H230ZM249 159H250V157H249ZM253 159H254V157H253ZM252 159V160H253ZM257 159V158H256ZM64 160V161H63ZM63 160H60L59 161V163H60V166H64V164H66V165H68V163H69V161H71V159H69L68 160V162L67 161H65V160H67V159H63ZM158 160V161H159ZM163 160V161H162ZM191 160V161H192ZM214 160V159H213ZM218 160H220V159H218ZM227 160H228V158H227ZM226 160V161H227ZM236 160V158H234V160H232V161H235ZM243 160H245L244 159V157H243ZM62 161H63V163H62ZM74 160H72V162H73ZM77 161V160H76ZM78 161H77V164H78ZM210 161V160H209ZM226 161H223V163H221V164H225V162ZM230 161V160H229ZM237 161V160H236ZM235 161V162H236ZM247 161V160H246ZM251 161V160H250ZM250 161H248V162H250ZM67 162V163H66ZM108 162V163H107ZM193 162V161H192ZM260 162V161H259ZM258 162V163H259ZM262 162V161H261ZM263 162H264V160H263ZM63 165H62V164ZM71 163V162H70ZM69 163V164H70ZM82 163V162H81ZM107 163V164H106ZM153 163H155V161L153 162ZM200 164L202 163V162H199ZM206 163L208 164L209 162H204V163H202V164H205L204 166H206ZM229 163V162H228ZM231 163H233V162H231ZM238 164H239V162H237ZM244 163V162H243ZM251 163V162H250ZM252 163H253V161H252ZM257 163V162H256ZM256 163H255V165H256ZM76 165V163L75 162H73L71 165ZM87 164H85V165H87ZM92 164V165H91ZM194 164V163H193ZM192 164V165H193ZM81 165L84 167V165L83 164H80V166L79 165H76V167H81ZM88 165L86 166V167H88ZM105 165L102 167V168H104L105 167ZM112 165V164H111ZM110 165V167H112ZM190 165H191V162H190ZM189 165V166H190ZM191 165V166H192ZM249 165V164H248ZM251 165V164H250ZM252 165H254V164H252ZM252 165H251V167L249 166V168L251 169L252 168ZM264 165V164H263ZM68 166H70V165H68ZM68 166H66V167H59L60 169L62 168V169H64V170H66V168L68 169L69 167ZM188 166V167H189ZM260 165H258V170L260 171V169H263L262 167H264V166H262V167H259ZM22 167V166H21ZM21 167H19L20 169L19 170H21V169H23V167L21 168ZM94 167V166H93ZM97 167V166H96ZM109 166H106V168L105 169H102V170H105V171H109V170H107V168H108ZM121 167H123V166H119V169H117V170H120V169H122ZM160 166L158 165L157 166V168H159ZM168 167V166H167ZM181 167H184V166H182L181 165ZM181 167L180 166H178V169L179 170H182L181 169ZM200 167V166H199ZM254 167V166H253ZM124 168V167H123ZM213 168H214V166H213ZM212 168V169H213ZM227 168V167H226ZM260 168V169H259ZM53 170H54V168H52ZM57 169H58V166H57ZM57 169H55L57 172H59L60 173V170H57ZM61 169V170H62ZM71 169V173L73 174V176L74 175H76V172H78V171H76L75 172V170L73 171V169H72V167L71 168H69L68 169V171ZM81 169H82V167H81ZM84 169H86L85 167H84ZM91 169V170H90ZM186 169H187V167H186ZM185 169V170H186ZM191 169L193 170V168L191 167ZM190 169V172L192 171ZM199 169V168H198ZM200 169H203L202 167H200ZM205 169V168H204ZM206 169H208V168H206ZM205 169V170H206ZM253 169V168H252ZM254 169H255V167H254ZM257 169H255L252 173L255 175V171H257ZM18 170V171H19ZM24 170L25 169H23V171H21L22 173H24L25 174V172H24ZM53 170H51V169H49L48 171H53ZM55 170H54V172H53V174L54 173H56L55 172ZM63 170V171H64ZM79 170V169H78ZM101 169H99L98 171L100 172V174L101 173H103V171L101 172L100 171ZM179 170H177V171H179ZM184 170V171H185ZM188 170V169H187ZM186 170V171H187ZM220 170H222L221 168H220ZM234 170V169H233ZM241 170V169H240ZM240 170H238V172H236L237 173V175H238V177H239V172H240ZM243 170V169H242ZM241 170V171H242ZM246 170V169H245ZM264 170V169H263ZM262 170V171H263ZM5 171V170H4ZM85 172V170L83 171V169L82 170H79V172ZM97 171V170H96ZM95 171V172H96ZM97 171V172H98ZM155 172H156V174L158 175L159 173H164V172H159V170H154ZM177 171H175L176 173H177ZM194 171V170H193ZM192 171V172H193ZM198 172H199V170H197ZM207 171H209V170H207ZM232 171V170H231ZM235 171V170H234ZM262 171H260V173H262V175H264V171L262 172ZM20 172V171H19ZM16 173L18 176L16 177L17 179H19V177H20V180L22 181L23 180V182H21V181H19L20 182V184L18 183V181H16V180H12L10 183H13V185H15V183H16V185L15 186H17V184H18V186L19 185H21V183H24L25 182V179H24V177H26L24 174H22L21 172V175H20V173ZM65 172V174H67V176H70L71 175V173H70V171H69V175H68V172L67 171H64ZM67 172V173H66ZM75 172V173H74ZM80 172V173H81ZM191 172V173H192ZM195 172H196V170H195ZM195 172H193L192 174H194L195 175ZM221 172V171H220ZM223 172H225V171H223ZM227 172H229V171H227ZM233 172V171H232ZM251 172V171H250ZM255 172V173H254ZM4 172H2V174H3ZM7 173V172H6ZM46 173H48V172H46ZM61 173H62V176L64 175L63 174V172L61 171ZM78 174V176L76 175V176H72L73 178H74V180H76L77 181V179L75 178V177H79V175H80V177H81V175H83V173L82 174ZM87 173H85L84 175L85 176H83V178H82V182L84 181L83 179H88V181H90L91 179H93V177H87L86 178V174ZM107 173V174H106ZM235 173V172H234ZM244 173V172H243ZM1 174V175H2ZM48 174H50V173H48ZM58 174V173H57ZM56 174V175H57ZM104 174H106V175H104ZM103 174V176H107L108 175V172H105ZM172 174H174V173H170V176L172 177ZM206 174V173H205ZM204 174V175H205ZM207 174H208V172H207ZM248 174V173H247ZM6 175V174H5ZM20 175V176H19ZM22 175H23V177H22ZM55 175V174H54ZM56 175L53 177L54 179L56 178ZM112 175V174H111ZM111 175L109 176V177H111ZM157 175H156V177H157ZM176 175V174H175ZM174 175V176H175ZM196 175H198V174H196ZM223 175V174H222ZM232 175V174H231ZM230 175V176H231ZM4 176V175H3ZM61 176V174L58 176L59 177V179L62 177ZM66 175H64V179L62 180V181H65L66 179H67V181H68V179H69V181H72L73 179L71 178V177H69V178H66L67 177ZM95 176H102V175H95ZM176 176H180V174L179 175H176ZM176 176H175V178H176ZM199 176H201V174L199 175ZM243 176V175H242ZM256 176V175H255ZM5 177V176H4ZM99 177L97 178L96 177V179H95V181L97 180V179H99ZM155 176L153 177V178H156ZM177 177V178H178ZM203 177V176H202ZM208 177H209V175H208ZM244 177V176H243ZM248 177V176H247ZM3 178V177H2ZM23 178V179H22ZM91 178V179H90ZM101 178V177H100ZM103 178V177H102ZM101 178V179H102ZM105 178V177H104ZM103 178V179H104ZM112 178V177H111ZM152 178V180H153V185H152V182L150 183V185H152L151 186V188H153V187H155V183H154V181H156L157 180V183H156V185L157 184H160L161 182L164 184L165 182H166V180L164 179V178H162V181H161V178L159 177L158 179L156 178V179H153ZM166 178H168V177H166ZM167 179L168 181L170 180H174L173 182H176V183H178L179 182V178L176 180V179ZM195 178H196V176H195ZM197 178H201V177H198L197 176ZM204 178V177H203ZM235 178H237V177H235ZM241 178V177H240ZM239 178V179H240ZM246 178V177H245ZM249 178V177H248ZM248 178H246V180H249V181H251V179H248ZM251 178V177H250ZM264 178V177H263ZM52 179V178H51ZM58 179V180H59ZM62 179V178H61ZM61 179H60V181H61ZM80 179V178H79ZM78 179V180H79ZM90 179V180H89ZM101 179H99L100 181H101ZM189 179H190V177H189ZM206 179V178H205ZM254 179H256V178H254ZM74 180H73V185H74V187H70V188H77L78 186H76L77 184H79L78 183V181L76 182L77 184H75V182H74ZM106 180H108V179H106ZM110 180V179H109ZM164 180V181H163ZM176 180V181H175ZM208 180V179H207ZM242 180V179H241ZM240 180V181H241ZM55 181V180H54ZM62 181H61V186L62 185H64V184H66V188H67V186H69L70 185V183H65V182H63L62 183ZM68 181V182H69ZM87 181V182H88ZM94 181V182H95ZM132 181V180H131ZM159 181H160V183H159ZM167 181V182H168ZM198 181V180H197ZM199 181H202L201 179L199 180ZM198 181V182H199ZM206 181V180H205ZM203 181L204 183V185H205V183L206 182H208V181ZM244 181V180H243ZM15 182V183H14ZM55 182H58L59 183V181H55ZM80 182V181H79ZM190 182H192V180L190 181ZM195 182H196V180H195ZM194 182V183H195ZM213 182V181H212ZM222 182V181H221ZM242 182V181H241ZM240 182V183H241ZM246 182V181H245ZM89 183V182H88ZM106 183V182H105ZM104 183V185H106ZM119 183V182H118ZM125 183H127L126 181H125ZM124 183V184H125ZM162 183H161V185L160 186H162ZM209 183V182H208ZM207 183V184H208ZM231 183V182H230ZM233 183V182H232ZM242 183H244V182H242ZM253 183V182H252ZM25 184V183H24ZM57 184V183H56ZM67 184H69V185H67ZM80 184H81V182H80ZM80 184H79V186H80ZM84 184V183H83ZM82 184V185H83ZM201 184V183H200ZM213 184V183H212ZM221 184V183H220ZM234 184H236V183H234ZM72 185V186H73ZM149 185V186H150ZM196 185V184H195ZM202 185V184H201ZM211 185V184H210ZM214 185V184H213ZM236 185H238V184H236ZM253 184H251V186H252ZM255 185V184H254ZM15 186H14V189H16V188H18V187H16L15 188ZM88 186V185H87ZM109 186V185H108ZM110 186H112L111 184H110ZM109 186V187H110ZM157 186H159V185H157ZM157 186H156V188H157ZM197 186H198V184H197ZM197 186H194V187H196L197 188ZM208 186H209V184H208ZM231 186H232V184H231ZM235 186V185H234ZM248 186V188L249 187H251L250 186V183L248 184V185H246V187ZM10 187V186H9ZM22 187H23V185H22ZM52 187H53V184H52ZM56 187V186H55ZM54 187V188H55ZM63 187V189H66L65 188V185L64 186H62ZM61 187V188H62ZM86 187V186H85ZM104 187V186H103ZM191 187V186H190ZM193 187V186H192ZM191 187V190L192 189H194V188H192ZM236 187V186H235ZM242 187V186H241ZM240 187V188H241ZM244 187V186H243ZM20 188H21V186H20ZM19 188V194L22 196V197H24V198H26V194H25V196H24V194H21L20 192V190H22V189H24V187L23 188H21L20 189ZM26 188V187H25ZM59 188H60V186H59ZM58 188V189H59ZM80 188H82V186L80 187ZM87 188V187H86ZM111 188V187H110ZM156 188H154V190H156ZM160 188H162V187H160ZM160 188H158L160 191H161V189ZM231 189H232V187H230ZM239 188V187H238ZM245 188V187H244ZM259 188V187H258ZM11 189V188H10ZM13 189V188H12ZM63 189H59V191L56 193V194H58V196L59 195H63L64 196V193L62 192V190ZM78 189V188H77ZM107 189V188H106ZM105 189V190H106ZM190 189V188H189ZM201 189V188H200ZM210 189V188H209ZM213 189V188H212ZM236 188H234L233 190H235ZM247 189V188H246ZM250 189V188H249ZM69 190H71V189H66V190H63V191H66V192H68ZM73 190V189H72ZM87 190H89V188H87ZM230 190V189H229ZM237 190H239V189H237ZM241 190H244V189H241ZM12 191V190H11ZM16 192H17V190H15ZM26 192V190L24 189L22 192ZM61 191V192H60ZM157 191V193L159 192L158 190H156ZM240 191V190H239ZM248 192H250L249 190H247ZM246 191V192H247ZM70 192V191H69ZM68 192V193H69ZM148 192H150V191H148ZM211 192V191H210ZM227 192V191H226ZM242 192V191H241ZM244 192V191H243ZM247 192V193H248ZM61 193V194H60ZM63 193V194H62ZM68 193H66L65 195H69ZM107 193V194H106ZM106 195L104 194V196H107L108 195V190L106 191ZM160 193V192H159ZM157 194V196L158 195H160V194ZM208 193V192H207ZM83 194V193H82ZM81 194V195H82ZM205 194V193H204ZM240 194V193H239ZM238 194V195H239ZM145 195V194H144ZM148 195V194H147ZM248 195V194H247ZM57 196V197H58ZM63 196H59V198L61 197H63ZM79 196H80V194H79ZM78 195H77V197L76 198H78L79 197ZM240 196V195H239ZM239 196H237V197H239ZM97 197V196H96ZM95 197V198H96ZM159 197V196H158ZM242 198H241V200L244 198L245 199V196H244V194L241 196ZM251 197H253V196H251ZM256 197V196H255ZM59 198H57V200H58V203H56V204H59L60 202H61V200H65V198L63 197L61 200L59 199ZM75 198V199H76ZM81 198V197H80ZM83 198H84V195H83ZM82 198V199H83ZM103 198V197H102ZM102 198H98V202L97 201H95L93 204H92V206L90 205L91 203H88L89 205L87 206V200L88 199H86L85 201L84 200H82V199H79V202H78V204H80L81 206H82V204L80 203L81 202V200L85 203V207H86V209L88 208V207H90L91 206V208H93V209H96V207H97V205L96 204H98L99 205V203L100 202H103V201H101V199ZM168 198V197H167ZM189 198V197H188ZM226 198H228V197H226ZM230 199H231V197H229ZM228 198V199H229ZM248 198V197H247ZM254 198V197H253ZM43 199H47V201L49 202V200L50 199H48L47 198V196H45V198L43 197L42 199H41V201L42 202H44V203H47L45 200L43 201ZM105 198H103V200H104ZM166 198H164L163 200L164 201H167L168 199H166ZM251 199V198H250ZM258 199V198H257ZM74 199L72 198V200L71 201H73ZM156 200V199H155ZM159 200V199H158ZM156 201V202H159L158 203V205H157V203L155 202H153V204H156L158 207L161 205H163V204H161V202H160V200L159 201ZM162 200V203H164V201ZM171 200V199H170ZM232 200H234V199H232ZM247 200V199H246ZM254 199H252V201H253ZM23 201H25V203L27 204V201H26V199H22V203H24ZM68 201H69V198H68V200L66 201L67 203H68ZM91 201V200H90ZM92 201H93V199H92ZM100 201V202H99ZM104 201H106V200H104ZM223 201H225V200H223ZM229 201V200H228ZM254 201H256V200H254ZM74 202H76V201H74ZM176 202V201H175ZM175 202H174V205H176L175 204ZM184 201H182V204H183V206H185L184 204L185 203H183ZM199 202V201H198ZM202 202V201H201ZM212 202V201H211ZM237 202V201H236ZM242 203H243V200L241 201ZM166 203V202H165ZM165 203H164V205H165ZM169 203V202H168ZM177 204L179 203V201H177L176 202ZM195 203H197V202H190V206H192V208H193V206L194 205H191V204H195ZM206 203V202H205ZM207 203H209V201L207 202ZM247 203H249L248 201H247ZM257 203V202H256ZM14 204L15 203H13V206H14ZM149 204V203H148ZM146 205V208H145V210L147 211V212H149V211H151L152 212V209L151 208H153V207H151L150 206V204L149 205ZM199 204H201L200 202H199ZM199 204H197V205H195V206H198ZM210 204V203H209ZM246 204V203H245ZM21 205V204H20ZM23 205V204H22ZM21 205V206H22ZM61 205V204H60ZM67 205V204H66ZM79 205V206H80ZM94 205H96V207L94 208ZM174 205L172 204L171 206H173L174 207ZM212 205V204H211ZM219 205V204H218ZM231 205H233V204H231ZM231 205H229V207L231 206ZM237 206H238V204H236ZM236 205H233L232 207H237ZM11 206H12V204H11ZM70 206V205H69ZM80 206V207H81ZM147 206H148V209H147ZM160 206V207H161ZM165 206H167V207H161V209L163 210L164 208H165V210H166V214H165V210L163 211V215L164 216H160L159 218V221H156V222H154V223H158V224H160L161 225V220L163 221L162 223H164L165 224V222L166 221H168V219L166 220H163L164 219V217L166 218H169V216L170 215H168L169 213L168 212H170L171 211V213L170 214H173V215H171V216H173V218H176V215H177V209H178V206H181V204L180 205H177V207L174 209L173 207H169L170 205L168 204V205H165ZM187 206H189V205H187ZM194 206V207H195ZM220 206V205H219ZM218 206V207H219ZM15 207V206H14ZM25 207V206H24ZM79 207V208H80ZM84 207V206H83ZM82 207V210L85 208H83ZM209 207V206H208ZM207 207V208H208ZM211 207V206H210ZM226 207V206H225ZM78 208V207H77ZM172 208V209H171ZM196 208H198V207H196ZM213 208V207H212ZM217 208V207H216ZM215 208V209H216ZM223 208V207H222ZM228 208V207H227ZM247 208V207H246ZM249 208V207H248ZM86 209H84L85 211L83 212L84 214L85 213H87L86 212ZM93 209H91L92 210V212H91V210H90V208H88L87 209V211L88 210H90L88 213L89 214H87V215H89V217H91V216H93V218L95 219V220H90V221H92V222H94V221H96V219L97 218H100V217H94V215H96L98 212V214L101 216L102 214H100V213H105V217L107 216L106 214V210L104 209V211L105 212H103L102 211V209L100 210V211H98L97 209H96V214H94L93 215V213H94V211L95 210H93ZM125 208H123L122 210H124ZM173 209L175 210V214L173 213L174 211H173ZM244 209V208H243ZM242 209V210H243ZM256 209H259V208H256ZM76 209H74V211H75ZM169 210V211H168ZM211 210V209H210ZM68 211V212H67ZM66 211V213H68L67 215L69 216V210H67ZM71 211H73V210H71ZM71 212L72 213V216L73 215H75V214H73V213H75L76 212V216H77V214L79 213V212H81L82 213V211H81V208H80V211H79V209L78 210H76L75 212ZM79 211V212H78ZM144 212V214H147L148 216H150V215H152V214H150V212L149 213H147V212ZM159 211H161V210H159ZM173 211V212H172ZM219 211V210H218ZM228 211V210H227ZM230 211V210H229ZM228 211V212H229ZM65 212V211H64ZM90 212L92 213V214H90ZM213 212H215V210L213 211ZM212 211L211 212H209V213H213ZM220 212V211H219ZM238 212V211H237ZM246 212H248V211H246ZM66 213H65V216L64 217H67V215H66ZM82 213V214H83ZM109 213H112V216H113V218H115L114 216H116L115 215V213H113V211L112 210H110L109 209V211H108V214ZM216 213V212H215ZM215 213H213V214H215ZM222 213V212H221ZM226 213V212H225ZM82 214H80L79 213V215H81L80 217H79V215L76 217V218H80L81 219V221L83 220V222L85 221L84 219H82ZM83 214V217H85V215ZM143 214V215H144ZM228 214V213H227ZM240 214V213H239ZM243 214V213H242ZM264 214V213H263ZM262 214V215H263ZM86 215V216H87ZM98 215V216H99ZM109 215H111V214H109ZM146 215V216H147ZM168 215V216H167ZM210 215V214H209ZM246 215V214H245ZM259 215V214H258ZM104 215H102L101 216V218H100V220H102V217H103ZM111 216V217H112ZM145 216V215H144ZM211 216H213V215H211ZM211 216H209V217H211ZM217 216V215H216ZM236 216V215H235ZM52 217V216H51ZM75 216H73L72 218H74ZM105 217H103V218H105ZM214 218H216L215 216H213ZM238 218H239V216H237ZM21 218V217H20ZM20 218H19V221H20ZM70 218V217H69ZM87 218H88V216H87ZM86 218V219H87ZM107 218V217H106ZM109 218V217H108ZM163 218V219H162ZM171 218V217H170ZM173 218H171V220L173 219ZM178 218V217H177ZM230 218V217H229ZM228 218V219H229ZM248 218H250L249 216H248ZM49 219H50V217H49ZM52 219V218H51ZM65 219H68V218H65ZM89 219V218H88ZM112 219V218H111ZM220 219H223V218H220ZM219 218H218V220H220ZM236 219V218H235ZM245 219H247V217L245 218ZM70 221H71V218L69 219ZM68 220V221H69ZM103 220H105V219H103ZM102 220V221H103ZM145 220V219H144ZM180 218H179V221L177 220L176 222H179V224H181V222H180ZM226 221H225V223L228 221V222H231L230 220H232V218L231 219H229V220H227V218L225 219ZM237 220V219H236ZM235 220V221H236ZM259 220V219H258ZM69 221V222H70ZM72 221H73V219H72ZM76 221V220H75ZM79 221V220H78ZM87 221V220H86ZM102 221H101V223H100V221H96L97 222V224H99V226L100 225H102L103 223H102ZM111 221V220H110ZM251 221H253V220H251ZM80 222V221H79ZM79 222H77V223H79ZM89 222V221H88ZM91 222V223H92ZM99 222V223H98ZM104 222V221H103ZM108 222V223H107ZM142 222V221H141ZM147 222V221H146ZM170 222H172V221H170ZM175 222V223H176ZM186 222V221H185ZM184 222V223H185ZM221 222H223V221H221ZM220 222V223H221ZM254 222V221H253ZM258 221H255L254 223H257ZM260 222V221H259ZM72 223V222H71ZM77 223H75V225H76V227H74L75 229V231L74 232H76L77 230L76 229H78L79 228V226H78V228H77ZM106 223L107 224H109L110 222H109V220H105V225H102L103 226V228H104V226H105V228H106V230H108L109 228H111V227H109V228H107L108 226H110V225H106ZM148 223V222H147ZM175 223H173V224H175ZM183 223V222H182ZM183 223V224H184ZM192 224H191V226L193 225V222H191ZM224 223V222H223ZM232 223H233V220H232ZM235 223V222H234ZM250 223V222H249ZM252 223V222H251ZM260 223H262L263 225H264V223L263 222H260ZM141 224V223H140ZM144 224V225H143ZM151 224V225H150ZM158 224L157 225H155L154 224V226H157L156 228H158ZM178 224V223H177ZM177 224H175V225H177ZM178 224V225H179ZM182 224V226L184 227V231L182 230V228H179L180 230H181V234H177V233H179V230H178V227H176V229H177V231L178 232H176V233H174L175 231L172 229V227L170 226L169 227V229H172L171 230V236H170V230L167 232V235L165 234V235H163L162 233H160L159 234V231L160 232H162V231H164L165 229H163L164 227H166V226H163V230L162 229H160L159 231H158V235L157 234H155L154 232H155V230H158V229H156V228H153V224L152 223H149L148 225H149V227L151 228V229H153V231L152 232H150V237L153 235V233L155 234V235H157V236H152V237H154V238H156L157 240H155V239H151L150 237H149V235L148 236H146V235H144V233L146 232V228L147 227H143V226H145V222L144 223H142V225L143 226H141V228L143 227L144 229H146L145 230V232H143V231H141L140 232V234L138 233V237L139 236H141V235H144L143 236V238L145 239V236H146V241L144 240L143 241V244L145 245V243L144 242H148L147 243V245H149V247H150V245H151V241H157V246H158V244L160 245V242L162 243L163 242V240L162 241H159L158 242V238L159 237H161L160 235L162 234V237L164 236H167L165 239H166V243L167 242H169V240H172V241H170V242H172V243H174L173 245H175V243L176 242H174V241H176L177 239H181L182 237H180V236H178V235H181L182 236V234H183V243L185 242L184 240H188V239H186V238H189L190 236V234H191V232H192V230L194 231V229L195 228H193L194 227V225H193V227H192V230H191V228L189 227V225L190 224H188V230L190 231H187L186 233H187V236H189V237H184L185 235H184V233H185V230L187 229V227H186V229H185V225L187 224V222H186V224H184L183 225ZM219 224V223H218ZM227 224H229V223H227ZM258 224V223H257ZM70 225V224H69ZM72 225L74 226V224L72 223ZM72 225L70 226L71 227V229L73 228L72 227ZM80 225H81V223H80ZM95 225V223H92V225H91V227H93ZM112 225V224H111ZM147 224H146V226H148ZM174 225V226H175ZM212 225V224H211ZM220 225V224H219ZM222 225V224H221ZM230 225V224H229ZM232 225V224H231ZM234 225V224H233ZM259 225V224H258ZM84 226H86V225H84ZM99 226H94V228H92V230H90V228L91 227H85L87 230H86V232L87 231H89L90 230V234H91V231H92V233L93 232H95L96 231V229L99 227ZM107 226V227H106ZM173 226V227H174ZM197 226V225H196ZM201 226V225H200ZM203 226H204V224H203ZM217 226V225H216ZM216 226H214V227H216ZM222 226H224V225H222ZM250 226H251V224H250ZM249 226V227H250ZM254 227H255V225H253ZM257 226V225H256ZM149 227H148V230H150L149 229ZM160 227V226H159ZM179 227H180V225H179ZM209 227V226H208ZM214 227H213V229H214ZM218 227L219 228H221L220 226H217L216 228L218 229ZM248 227V226H247ZM258 227V226H257ZM22 228V227H21ZM20 228V231L18 232V234L17 235H20V234H22V238H20L19 240L21 241V239H24V240H27V242L26 241H24V240H22V242H21V244L23 243L24 245L26 244V243H28L29 242V239H30V241L31 240H33L34 238V236L32 237V235L30 236V234H29V231H27L26 229L24 230V228H22L21 229ZM81 228V227H80ZM84 227H83V229H85ZM102 228V229H103ZM104 228V229H105ZM143 228L141 229V230H143ZM161 228V227H160ZM210 228V227H209ZM258 228H264V227H262V226H259ZM68 230L67 232H70V233H67L65 230L64 231H62V232H58L59 233V235L60 234H62L63 233V236H64V232H66V234H70V235H72V236H76L77 235V233H75V234H73L71 231H73V230ZM83 229H81V231L83 230ZM98 229H100V231H102L101 230V228H98ZM97 229V230H98ZM103 229V231H105ZM202 229V228H201ZM205 229H207V228H205ZM204 229V232L205 231H207V234H206V232L205 233H203V235L201 234V236H203V238H201L200 239V242H198V240H197V242L196 241H193V240H191V241H193V242H190V238L192 239V237H193V239H194V237L195 236H197L198 237V235H200V233H198L197 231H196V233H198L197 235H192L193 234V232H192V237H190L189 238V242H190V245H189V247H188V249L185 247V245H184V247H183V245H182V241L180 240V242L179 243H181L180 244V246H182L183 248H186L185 250H183L182 249V247L181 248H179L180 246H179V244H178V248H179V254H178V256L180 257H178L179 258V260H180V262H181V260H182V263L184 262L185 264H188V262H189V264L190 263H192L191 261V257H193L194 259H193V262H194V260L196 259V263L195 264H204V262H202L201 261V258H202V254H203V252H202V254H201V249H203L204 250V248H206L205 250H206V252L208 253H212L211 255H209V253H208V255H206L205 256V259H206V257H207V259L206 260H208V264H225L226 263V255H225V253H224V251H222L223 250V248H221L220 246H222L220 243V241H216V243H218L217 245L215 244V249L213 250V248H214V246H213V244L212 245H206V244H203V242L206 240L205 238H207V237H210L212 240H216V239H218V237H213L212 235H214L213 233H211V232H213V230L212 231H210V229H207V230H205ZM222 229V228H221ZM220 229V230H221ZM247 229V228H246ZM249 229V228H248ZM147 230V232H149ZM162 230V231H161ZM255 229H251V231H253V233L255 232L254 231ZM21 231H23V233L21 232ZM24 231H25V233H24ZM80 231V232H81ZM85 231V230H84ZM130 231V230H129ZM172 231H173V235H172ZM248 231V230H247ZM249 231H250V229H249ZM15 232H17V231H15ZM21 232V233H20ZM31 232V231H30ZM84 233V235L85 234H87V236L86 237H88V234L89 233ZM128 232V231H127ZM131 232V231H130ZM143 232V233H142ZM190 234H189V233ZM203 232V231H202ZM228 232V231H227ZM230 232V231H229ZM228 232V233H229ZM257 232V231H256ZM254 233L253 235H252V233H250L251 235V237L249 238V239H251L250 240V242H251V245L249 244L250 242H249V240H248V242L249 243H247L249 246V250L251 249L252 251H250V253L252 252L253 254H255V255H257V257L259 258V261H260V263H262V264H264V234H262L261 232H264V230L263 231H261L260 233V235H257V236H255V234H257V233ZM33 233V232H32ZM31 233V234H32ZM152 233V234H151ZM196 233H194V234H196ZM231 233V232H230ZM24 234H27V235H24ZM29 234V235H28ZM37 234V235H36ZM35 235H36V238L39 236V234L38 233H36ZM65 234V236L64 237H66L65 238V240L67 239L68 241H70L71 240V238H69L68 239V237H70V235L68 236V235H66ZM80 234V233H79ZM78 234V235H79ZM137 234V233H136ZM169 234V235H168ZM175 234V235H174ZM177 234V235H176ZM223 234H224V232H223ZM247 234H248V232H247ZM258 234H259V232H258ZM34 235V234H33ZM82 235V234H81ZM83 235V236H84ZM209 235V236H208ZM225 235V234H224ZM229 235V234H228ZM233 235V234H232ZM235 235V234H234ZM233 235V236H234ZM26 236V237H25ZM30 236V238H28V237ZM41 236H44L43 235V233L41 234ZM71 236V237H72ZM128 236L129 235H127V237H125V240H126V242H128ZM174 236V237H173ZM180 237V238H175V237ZM226 236H227V233H226ZM249 236V235H248ZM254 236V237H253ZM23 237H25V238H27V239H25V238H23ZM81 237V236H80ZM80 237H79V239H80ZM85 237V236H84ZM161 237V238H162ZM171 237V239H168V238H170ZM205 237V238H204ZM214 239H213V238ZM222 237H224V236H222ZM229 237V236H228ZM255 237H256V239H255ZM33 238V239H32ZM43 238V237H42ZM42 238H40V239H42ZM76 238H78V236L76 237ZM75 238V239H76ZM127 238V239H126ZM130 238H132V237H129V243H130ZM141 239H142V236L140 237ZM139 238V239H140ZM148 238V239H147ZM150 238V239H149ZM173 238V239H172ZM185 238V239H184ZM196 238V237H195ZM198 238H200V237H198ZM210 238H209V240H210ZM259 238V239H258ZM73 239H74V237L72 238V240L71 241H73ZM74 239V240H75ZM82 239H83V237H82ZM85 240H86V238H84ZM133 239V238H132ZM138 240V242L139 241H141V243H142V240ZM175 239V240H174ZM204 239V240H203ZM208 239V238H207ZM223 240H224V238H222ZM230 239V238H229ZM35 240V239H34ZM37 240L38 239H36V242H37ZM64 240V241H65ZM85 240H82L81 242L85 245V246H80V244H81V242L79 243V248H81V251H83V249H84V251L83 252H85V249H86V243L84 242ZM148 240V241H147ZM149 240H150V242H149ZM174 240V241H173ZM195 240V239H194ZM214 240V241H215ZM219 240V239H218ZM232 240V242H234L233 241V239H231ZM230 240V241H231ZM19 241V242H20ZM40 241V240H39ZM76 241V240H75ZM78 241H80V240H78ZM132 241V240H131ZM134 241V240H133ZM133 241L131 242V243H133ZM207 242H208V240H206ZM205 241V242H206ZM214 241H211L210 240V242L211 243H214ZM226 241H228V240H226ZM229 241V242H230ZM8 242V241H7ZM34 242V241H33ZM33 242L31 241V245L32 246H35L34 244H33ZM36 242H35V244H36ZM74 242V241H73ZM89 242V241H88ZM136 243H137V241H135ZM135 242H134V245H135ZM188 242V241H187ZM204 242V243H205ZM206 242V243H207ZM210 242H208V244H210ZM237 242V241H236ZM13 243V242H12ZM16 243V242H15ZM14 243V244H15ZM39 243V242H38ZM37 243V244H38ZM66 243H68V242H66ZM76 243H77V241H76ZM124 243H125V241H124ZM128 243V244H129ZM238 243V242H237ZM17 244H18V242H17ZM17 244H16V247L18 248L19 247V244H18V246H17ZM29 245H30V242L28 243ZM27 244V245H28ZM36 244V245H37ZM74 244H75V242H74ZM105 243H103V245H104ZM108 244H110V243H108ZM127 244V243H126ZM125 244V245H126ZM127 244V245H128ZM139 244H140V242H139ZM177 244H176V246H172V247H169V248H174V247H177ZM235 243H230V248H232L234 251H232V252H234V253H236V254H238V252H240L239 250H235V248H236V245H235V248H234V245ZM10 245V244H9ZM102 245V248H105V251L107 252H105L104 250V252H102L101 251V247H100V254L101 255H97L96 257L98 258V262L96 263V262H94L95 264H103V262H102V258L104 259V257H107L108 255L107 254H109V252H108V247H110L111 245H109V246H106V247H104ZM133 245V244H132ZM132 245H128V246H124L128 251H130L129 250V248L131 247L132 248ZM138 245V244H137ZM144 245H142L143 246V248H142V251H139V250H135L134 248H136L135 246H134V248H132L133 250H134V254L137 252V253H139V252H141V253H145V252H147L148 251V249H149V247L147 248V250H146V247H147V245L146 246H144ZM169 245V244H168ZM170 245H172L171 243H170ZM203 245H205V246H203ZM220 245V246H219ZM6 246H8V245H6ZM11 246V245H10ZM141 246V245H140ZM141 246V247H142ZM165 246H166V244H165ZM164 246V247H165ZM216 246H218V248L216 247ZM237 246H238V244H237ZM9 247V246H8ZM16 247L14 246V252H12L13 254L14 253H17L16 251H15V249H16ZM26 247V246H25ZM61 247V246H60ZM84 247V248H83ZM138 247H139V245H138ZM153 247V245H151V250L153 251V253H151L152 251H150V249H149V252H147L149 255H147V253L145 254V255H147L146 257H148L149 256V262H151L152 261V264H154L153 262H154V255H155V253H156V251L152 248ZM160 247H162V246H160ZM168 247V246H167ZM208 247V248H207ZM209 247L210 248H212V249H209ZM222 247H225V246H222ZM28 248H29V246H28ZM33 248V247H32ZM114 248V249H113ZM124 248V250H126ZM140 248V247H139ZM145 248V250L143 251V249ZM158 248H159V246H158ZM168 248V249H169ZM217 248V249H216ZM222 250H221V249ZM5 249H7V248H5ZM19 249V250H18ZM18 249H16L17 251H19V253L21 252V249L20 248H18ZM31 249V248H30ZM38 249V248H37ZM76 249V248H75ZM109 249H113L114 251H115V247L114 246H111ZM123 249V248H122ZM122 249L120 250L122 253H123V255L125 256V254L124 253H128V251L126 250V252L124 251H122ZM136 249H138V248H136ZM141 249V248H140ZM166 250V253H165V251H164V254H167L168 252L170 253H172V256H174L175 257V255H173L174 253H175V249H177V248H174V249H172V250H174V253H173V251L171 250V249H169V251L167 250V248H165ZM180 249H182V250H180ZM207 249H208V251H207ZM229 249V248H228ZM238 249V248H237ZM9 250H11V248L9 249ZM9 250H8V252H9ZM32 250H36V249H32ZM87 250H88V248L86 249V252H87ZM159 250H160V248H159ZM171 250V251H170ZM187 250H189L188 252H191V253H188V252H186ZM230 250V249H229ZM249 250L247 251V249H246V252H249ZM77 251V250H76ZM136 251V252H135ZM155 251V252H154ZM168 251V252H167ZM211 251V252H210ZM215 253H217V256L214 254L213 255V252ZM236 251V252H235ZM31 252V251H30ZM29 251L28 252H22V254L21 255H26V253H27V257L25 256V258H27V259H29L28 257H30V256H34V255H32V254H35L34 253V251L32 252V253H30ZM37 252V251H36ZM120 252V253H121ZM185 252L186 253H188V254H192V256L190 257V255H189V257H188V255H186L185 254ZM231 252V253H232ZM19 253H17V254H19ZM30 255H29V254ZM78 253H80V254H85V253H81L80 252V250H79V252ZM88 254H89V252H87ZM86 253V254H87ZM105 253H106V255H105ZM120 253L119 254H117V255H120ZM136 253V254H137ZM150 253L151 254H153V258L151 259V256H150ZM162 253V252H161ZM168 253V254H169ZM170 253V254H171ZM233 253V255H235ZM244 253V252H243ZM251 253V254H252ZM4 254V253H3ZM8 254V253H7ZM6 254V255H7ZM17 254H15L13 257H15ZM38 254V253H37ZM44 254V253H43ZM134 254H131V259H130V257H129V261H127V260H125V259H123V261L122 260H119L118 259V257H117V261L119 262H121V263H123V264H125V263H128V262H130L131 260H133L134 258H140V256H141V259H139L140 261L141 260H144V262H143V264H146V263H148L149 264V262H148V259H146L145 258V255L143 254V256H144V258L146 259V262H145V259L144 258H142L143 256L142 255H140L139 256V254H138V257H134L133 255ZM167 254V255H168ZM169 254V255H170ZM229 254V253H228ZM240 254V253H239ZM247 254V253H246ZM250 254V255H251ZM11 254H9V256H10ZM20 255V257H19V255H17L18 257H19V259H23V261H24V259L25 258H23L22 256ZM29 255V256H28ZM36 255V254H35ZM103 255H104V257H103ZM122 255V254H121ZM120 255V256H121ZM128 255L129 254H126V256H127V258H128ZM156 255H158V253L156 254ZM162 255V254H161ZM167 255H166V257H167ZM244 255V254H243ZM250 255H248V256H250ZM119 256V257H120ZM135 256H137V255H135ZM164 256V255H163ZM186 256V257H185ZM216 256V257H215ZM242 256V255H241ZM13 257H12V259H13ZM35 257V256H34ZM99 257H101V258H99ZM132 257H133V259H132ZM158 257H159V255H158ZM170 257H171V255L170 256H168L167 258H165L164 260H167L168 258V260H172V258L170 259ZM228 257H229V255H228ZM227 257V258H228ZM235 257V256H234ZM253 257V256H252ZM16 258V257H15ZM126 258V257H125ZM126 258V259H127ZM163 258V257H162ZM177 258V257H176ZM187 258H190L189 260L187 259ZM209 258V259H208ZM251 258V257H250ZM16 259H18V258H16ZM16 259H13V260H15L17 263H18V260H16ZM31 259H32V257H30V261H31ZM83 258H81V260H82ZM91 259V258H90ZM93 259V258H92ZM115 260H116V258H114ZM156 259V258H155ZM161 258L159 257V259H156V260H159V261H161L160 260ZM175 259V258H174ZM203 259V258H202ZM232 259H233V257H232ZM235 259V261L232 263V262H230L231 264H241V260H240V258H239V256L238 255H236V258H234ZM233 259V260H234ZM242 259H243V257H242ZM246 259H248V257H246ZM256 259V258H255ZM83 260H85V259H83ZM101 260V261H100ZM156 260H155V264L157 263V262H159V261H157L156 262ZM167 260V261H168ZM178 260V259H177ZM187 260H188V262H187ZM245 260V259H244ZM242 260L243 261V264H244V262H246L247 260ZM258 260V259H257ZM20 262V264H21V260H19ZM29 261V260H28ZM24 262V264L25 263H29V262ZM85 261H88V259L87 260H85ZM94 261V260H93ZM106 262H108L107 260H105ZM104 261V262H105ZM114 261V260H113ZM113 261H112V263H113ZM117 261H114V262H116L115 264H117ZM127 261V262H126ZM173 261H175V260H173ZM249 261V260H248ZM32 262V261H31ZM30 262V263H31ZM84 261H82L81 262V264L83 263ZM100 262V263H99ZM105 262V264H107ZM133 261H131L130 263H132ZM176 262V261H175ZM187 262V263H186ZM240 262V263H239ZM18 263V264H19ZM33 263H34V261H33ZM78 264H79V262H77ZM120 263V264H121ZM129 263V264H130ZM141 263V262H140ZM139 263V264H140ZM168 263H170V262H167V264ZM181 263V264H182ZM227 263H228V260H227ZM226 263V264H227ZM258 263V262H257ZM23 264V263H22ZM160 264V263H159ZM165 264H166V262H165ZM171 264V263H170ZM177 264H178V261H177ZM180 264V263H179ZM192 264H194V263H192Z\"/></svg>",
  "mask_w": 264,
  "mask_h": 264
}]
</instances>
